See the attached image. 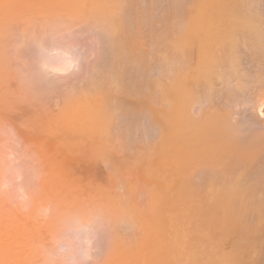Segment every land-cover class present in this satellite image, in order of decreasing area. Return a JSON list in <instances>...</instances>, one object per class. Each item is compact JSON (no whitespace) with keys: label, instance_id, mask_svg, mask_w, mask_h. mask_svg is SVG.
Here are the masks:
<instances>
[{"label":"bare ground","instance_id":"obj_1","mask_svg":"<svg viewBox=\"0 0 264 264\" xmlns=\"http://www.w3.org/2000/svg\"><path fill=\"white\" fill-rule=\"evenodd\" d=\"M46 1V0H45ZM54 1V0H53ZM63 1V0H62ZM68 1H70V0H68ZM89 1H91V0H89ZM123 1H126V0H123ZM128 1V0H127ZM132 1V0H131ZM248 0H189V3H187L186 2V0L184 1L185 3H187V5L186 4H184V6L186 5V7H182L183 9V11L182 10H180V11H182V12H180L179 14H180V16H176L178 19H179V27L177 28V29H174L175 31L172 33L173 35H172V37H174V39H172V40H170V41H172V42H168L169 41V38H168V40L167 39H165V40H167V42H168V44H167V42L165 41V40H163V41H165V43H166V46H164V47H166V49H167V46H169V48L171 47V49H169L170 51L168 52V50L166 51L165 49H164V47H163V50H165L166 52H164V53H162L161 55H158V57L159 58H161V62L163 61V62H165L164 64H166V61H168L169 62V60L171 59V61L173 60L174 61V68L172 67V69H170V71H171V75H169V74H166V68L167 67H169L168 65L167 66H165L164 68H162V69H164L163 71H159V72H161L160 74L161 75H163V73L162 72H165V74L166 75H169L170 76V79L168 78L167 79V77H166V75H163V76H165L166 77V79L165 80H167L168 81V83L167 82H164L163 83V81H161V80H163V76H161V80H152V81H150V82H147L148 83V86L150 87V89H152V90H154L155 91V93L154 94H151L150 96H152V95H154V96H152L151 97V99H146V98H142V96L141 95H143V94H141L139 97V99H141V101H139V103L136 105V107L139 109V111L137 110V112H140V110H143V112H144V114H145V112L148 114L149 112L147 111V110H150V115L148 114V116H150V117H148L151 121H152V124H154L156 127H158V129H159V132H158V134H159V136H158V139H157V137H156V141L155 140H153L152 142L153 143H150V145L148 146V147H150V148H152L153 150V152H154V150L156 151H158L159 149H161L160 151H159V155H156V154H158V153H156V154H149L150 153V150H149V153L148 154H146V155H148V157H147V159L145 160V163L143 164V161H142V164H140V165H143V166H145L146 168H145V171H150L149 169H151V171H155V172H157V177L155 178V179H151L150 177L148 178V176L149 175H146L147 173H149L150 174V172H146V174H145V172L143 173L145 176H144V182L146 181V183H144V185H145V189L147 190V189H149V191L147 190V192L144 190V192H146L147 193V195H148V204H149V207H148V209L149 210H146L145 212H144V210H145V208H144V210L142 211V213H137V212H135V211H137V209H135V208H133L135 211H133V209H132V207H131V205H130V202H129V206L127 205V204H125L124 202L126 201V200H124L123 198H124V196H126V195H123V198H122V195H121V197H119L118 198V200L120 199V198H122L121 199V202H120V200H119V202L117 201V202H115V203H111V205H110V209H109V211L107 210V207H106V210L107 211H105L104 209H103V211H105V213H102L103 211L100 209L99 211L101 212H99L98 211V209H96L97 211H98V213H97V215L95 214L94 216H93V220H99V223H98V221H95L96 222V224L98 223V224H100L101 222H103L102 224H100V225H102V228H103V230H105L106 228H105V226L106 225H104V223H106V222H108V224L110 225L109 226V231H110V233L112 234V236L109 238L108 236V234H106V233H104V234H106L107 235V239H109V240H106V245H108V247H106L105 245V247H106V252H107V256L104 258L105 260H104V262L103 263H107V264H109V261H111V259L112 258H114L115 256V254L117 253V252H119L120 253V251L123 249L124 251H129L128 252V254H136V253H140L141 251H144V252H142V253H140V254H142L141 256H140V258L142 259L143 257V259L145 260V263L147 264L148 262H146V258H147V252H149L150 253V259H148V260H151L152 259V257L153 258H156V255H158L159 257H160V260L162 259V261H165V263L167 262V264H169L168 262H172V264H176L177 262H178V264H179V261H180V264H186V258L188 259V260H191V262H192V264H245V257H246V259H247V252L249 251L248 249V247L253 243L252 242V236L254 235L255 236V234H252L250 231H251V229L250 228H246V229H243L242 228V225H243V221H244V219H246L245 217H243L244 215V213L246 214V212L248 211V210H246V209H250L251 211L250 212H254V214H256V216L259 218V219H257V220H262V219H264V218H262V219H260V217L263 215V217H264V200L263 201H258L257 200V198H256V192L258 191L259 192V189L260 190H264V171H262V170H264V169H260V167L258 168V165H257V161H258V159L259 158H263L264 157V122H262L263 120H264V114L260 111L263 107H264V13H259V12H254L253 11V9L252 8H250V4H248V2H247ZM263 1V0H262ZM67 2V1H66ZM78 2V1H77ZM87 3H88V1H86ZM121 2H122V0H93V1H91V4L89 5V7H85L86 9H84L83 10V7L82 6H80L79 7V5H76L75 3H74V1H70V5L68 4V2L66 3L67 5H69V6H67V5H65L66 7H69V9H71V10H69L68 8H66L65 6L62 8V10H64L65 8V12L64 11H62L63 13H65V14H60L61 12V10L59 11L60 13H57V14H59V16H60V19H62V18H64L65 20H66V18L67 17H70L69 18V20H67L66 21V24L67 25H72V24H74V23H71L72 21L73 22H78L79 20H82V19H84L85 20V23H87L86 21H90L91 22V24L92 25H94L95 26V28L93 27V29H99V30H96V32L97 31H99V33L97 32V34H102V36H100L101 37V39H102V41L104 40V41H106L105 43H106V45L108 44L109 46H106L105 44H104V41H103V45H105V47H110V49L108 50V51H116L117 53H116V55L117 54H119V56H121V58L120 59H123V57H124V59H125V62L124 61H122L123 63H128V64H132V63H134L135 61H137L138 63H144V61H145V57H143L144 55L146 56L147 54L149 55V51L148 50H146V49H144V52L143 53H145L143 56H141L140 54H141V51H139L140 52V54L138 55V56H136V51H137V49H138V47H139V45L141 46V43L140 42H136V40L137 39H135L136 38V35L134 34V33H132L129 29L130 28H127V23H128V19L126 20L124 17H122L124 14H126V12L123 14V15H120L121 14V12H123V11H121V12H119L120 10H121ZM133 2V1H132ZM57 3H58V1H57ZM72 3H73V5H75V6H72V7H74V8H72L71 7V5H72ZM79 3H84L83 1L82 2H80V0H79ZM78 3V4H79ZM86 3V4H87ZM90 3V2H89ZM124 3V2H123ZM127 3V2H126ZM183 3V2H182ZM181 3V4H182ZM59 4V3H58ZM60 4H63V2L62 3H60ZM127 4H129V3H127ZM131 4V3H130ZM134 4V3H133ZM181 4H177L178 5V7H179V9L181 8ZM22 5H24V4H22ZM21 5V6H22ZM25 5H26V3H25ZM24 5V7H27V5L25 6ZM41 5H43V4H41ZM125 5V4H124ZM123 5V6H124ZM136 5V4H135ZM249 5V6H248ZM28 6H30L29 4H28ZM52 6V5H51ZM53 6L55 7V4H53ZM51 7L50 9L51 10H53L52 8H54V7ZM58 6V5H57ZM79 7V9H76V8H78ZM86 6V5H85ZM127 6V5H126ZM126 6L123 8L122 7V10L123 9H125L126 8ZM130 6V5H129ZM133 6V5H132ZM131 6V8L133 9V7ZM23 7V6H22ZM38 7H39V9L41 8V6L40 5H38ZM61 7V6H60ZM71 7V8H70ZM135 7V6H134ZM16 8V7H15ZM14 8V9H15ZM36 8H37V6H36ZM48 8V10H50L49 9V6L47 7ZM175 9L177 8L176 7V5H175V7H174ZM3 9V8H2ZM2 9H0V11H3ZM14 9H11V10H13L14 11ZM27 9H29V12L31 11L32 12V9H33V7L30 9V7L29 8H27ZM34 9H35V7H34ZM33 9V10H34ZM38 9V8H37ZM42 9V8H41ZM45 9V8H44ZM55 9H56V7H55ZM73 9H75V11L73 10ZM82 9V10H81ZM136 8H134V10H135ZM11 10H9V11H11ZM17 10H18V8H17ZM36 10V9H35ZM48 10H47V12H48ZM57 10H59L58 9V7H57ZM68 10V11H67ZM80 10V11H79ZM131 10V9H130ZM137 10H139V9H137ZM137 10H135V11H137ZM177 10V9H176ZM6 11V10H5ZM7 11H8V9H7ZM8 11V12H9ZM19 11H22V9H20V10H18V11H14V13L15 14H13V12L11 13V15H9L10 13H8V12H4L5 14H8V15H6V16H14V15H16L15 16V18H13L12 17V20H14V19H17L18 17V15L20 14L21 15V13H24V12H28V11H23V12H21V13H18V15H17V13L16 12H19ZM40 11V10H39ZM45 11H46V9H45ZM125 11H126V9H125ZM132 11V10H131ZM140 11V10H139ZM41 12V11H40ZM42 12H44V11H42ZM41 12V13H42ZM47 12L45 13L46 14V16H48L49 14H47ZM53 12V11H52ZM51 12V13H52ZM57 12V11H56ZM67 12L69 13V15L70 16H67ZM134 12V11H133ZM142 12V11H141ZM178 12V11H177ZM264 12V11H263ZM33 13V12H32ZM35 13V12H34ZM50 13V12H49ZM50 13V14H51ZM120 13V14H119ZM131 12L129 11V13L127 12V14L126 15H128V14H130ZM140 12H138V14H139ZM171 13V12H170ZM13 14V15H12ZM28 13H26V15H27ZM37 14H39L38 12H37ZM44 14V13H43ZM53 15H54V12L52 13ZM134 16H133V18H131V17H129V19L131 18V20L132 19H134V17L136 16L135 15V12L134 13H132ZM145 14V13H144ZM19 15V16H20ZM41 15V14H40ZM52 15V16H53ZM61 15H65V16H61ZM120 17H119V16ZM126 15H124V16H126ZM146 15V14H145ZM5 16V15H4ZM5 16V17H6ZM23 16V15H22ZM29 16V15H28ZM27 16V17H28ZM32 16H33V14H32ZM31 16V17H32ZM38 16V15H37ZM57 16V15H56ZM56 16H53L54 18H56ZM141 16V15H140ZM143 16V15H142ZM147 16V15H146ZM2 17V16H1ZM26 16H24V18H25ZM41 17H43L42 18V20H44L43 22L44 23H47V22H45L46 21V19L44 18V16H42L41 15ZM41 17L39 18V20L41 19ZM49 17H50V15H49ZM128 17V16H127ZM137 17H139V15H137L136 17H135V19L137 18ZM144 17V16H143ZM24 18H23V20H24ZM35 18H36V16H35ZM51 19H48L47 21H49V23H52L53 24V22H52V19L54 20V18H52V17H50ZM59 18V17H58ZM140 18V17H139ZM145 19H146V17H144ZM147 18H149V17H147ZM10 19V18H9ZM19 19V18H18ZM27 19H29L26 23H28L31 19L28 17ZM77 19H79V20H77ZM22 20V19H21ZM21 20H19V21H21ZM35 20V19H34ZM33 20V21H34ZM41 20V21H42ZM84 20H82V21H84ZM130 20V25H129V27H131V28H133V25H134V28L135 27H137L136 26V22L138 23V24H140L139 23V21H136V20H134V21H131ZM144 20V19H143ZM158 20V19H157ZM159 20H161V18H159ZM7 21V20H6ZM5 21V22H6ZM11 21V20H10ZM9 21V22H10ZM24 21H26V18H25V20ZM24 21H22L23 22V24H25L26 25V23H24ZM36 21H37V19L35 20V24H34V22H32V24H33V26L32 27H30V28H34V25H36ZM56 21V20H55ZM127 21V22H126ZM141 22H142V20H140ZM147 21H148V19H147ZM178 21V20H177ZM2 22V21H1ZM5 22H3L4 24H5ZM13 22V21H12ZM59 22V23H58ZM61 22L62 21H57L56 22V24H57V27H56V31L57 32H60L61 30V28L62 29H64L62 26L65 24H62L61 25ZM144 22V21H143ZM7 23H8V21H7ZM49 23H47L48 25H49ZM55 23V22H54ZM71 23V24H70ZM79 23V22H78ZM81 23V22H80ZM80 23H79V25H80ZM1 24V23H0ZM3 24V25H4ZM9 24V23H8ZM5 25V27L7 26H16L17 25V23L16 24H14V25H10V24H12V23H10L9 25ZM19 24H20V26H19ZM31 23H30V25H32ZM60 24V25H59ZM124 24L126 25V26H124ZM159 24V23H158ZM165 24V23H164ZM163 24V25H164ZM167 24V23H166ZM2 25V24H1ZM22 24L21 23H18V27L20 28V30H22L23 31V28H25L26 26L24 25V27H22L21 26ZM29 25V26H30ZM47 25V26H48ZM78 24H77V26H76V24L74 25V27L76 26V27H80ZM82 25H83V22H82ZM37 26V25H36ZM51 26V25H50ZM54 26H55V24H54ZM61 26V28L59 29L58 27H60ZM66 26V25H65ZM87 26V25H86ZM91 25H89V27H90ZM138 26H140V25H138ZM169 26V25H168ZM172 26V25H171ZM174 26V25H173ZM6 27V29L5 28H3V27H0L1 29V31H0V33L2 32L3 33V31H5V30H7V32H10L9 30V28H7ZM67 27V26H66ZM66 27H65V29H66ZM85 27V26H84ZM165 27V26H164ZM163 27V28H164ZM166 27H167V25H166ZM11 28V27H10ZM51 29H53L52 27H50ZM57 28H58V30H60V31H58L57 30ZM68 28V27H67ZM83 28V26H81V29ZM138 28V29H137ZM136 29L137 30H134V31H138V30H140L139 29V27H137ZM162 27L160 26V29H161ZM172 28H175V26L174 27H172ZM50 29V33L51 32H53L52 30ZM70 28H68V30H69ZM168 29H171V28H168ZM13 30V29H12ZM11 30V31H12ZM35 30V29H34ZM40 30V29H39ZM67 29L65 30V31H68ZM83 30V29H82ZM144 30V32L147 30H145V29H143ZM150 30H152V32L153 31H155V30H153V28L152 29H150ZM162 30V29H161ZM21 31V32H22ZM26 31H29L28 32V34H32V35H34V32L31 30V29H29V30H27L26 29ZM31 31V32H30ZM41 31V30H40ZM39 31V32H40ZM84 31V30H83ZM87 31L88 32H90L91 31V29H90V31L88 30V28H87ZM166 31H168V30H166ZM173 30H171V32H172ZM81 32V31H80ZM86 32V31H85ZM87 32V33H88ZM142 33V34H144V35H146L145 33ZM147 32H149V31H147ZM151 32V31H150ZM164 32H165V29H164ZM2 33L0 34V36H2ZM5 33V32H4ZM3 33V34H4ZM23 33H26V32H23ZM41 33H43L42 31H41ZM40 33V34H41ZM95 33V32H94ZM137 33H139V31L137 32ZM163 33V32H162ZM161 33V31H160V34H162ZM168 32H166V34L164 35V36H166V37H168V34H167ZM6 34V33H5ZM11 34V33H10ZM18 34V33H17ZM37 34V33H36ZM92 34H93V31H92ZM153 34H154V32H153ZM155 34H156V32H155ZM157 34H158V31H157ZM7 35V36H6ZM6 35H4L5 37H8L9 36V33H7ZM12 35V34H11ZM15 36H16V31H15V34H14ZM19 35V34H18ZM17 35V36H18ZM42 36H44L43 34H41ZM49 35H52V33L51 34H49ZM143 35V37H145ZM159 35V34H158ZM163 35V34H162ZM15 36L13 37V38H15ZM16 36V38H20V36H22V35H19V37H17ZM27 37H29L28 35H26ZM41 36V37H42ZM48 36V35H47ZM141 36V35H140ZM147 36H148V34H147ZM153 36H155V35H153ZM157 36V35H156ZM161 36V35H160ZM3 37V36H2ZM2 37H0V38H2ZM26 37V38H27ZM34 37V36H33ZM38 37V35L36 36V38ZM96 37V36H95ZM98 37H99V35H98ZM99 37V38H100ZM9 38H12V37H9ZM15 38V39H16ZM22 38L23 39H25L23 36H22ZM22 38L21 39H19V40H16L15 42V44L14 45H16L17 44V41H20V40H22ZM31 38V37H30ZM35 38V39H36ZM43 38V37H42ZM140 38V37H139ZM151 38V37H150ZM150 38H147V39H150ZM157 38H159V37H157ZM160 38H162V37H160ZM6 39V38H5ZM5 39L3 38V40H4V42H6V43H8L9 41H5ZM14 39V40H15ZM28 39V38H27ZM38 40H40L41 38L39 37V38H37ZM35 40V41H38V40ZM101 39H99V40H101ZM141 39V38H140ZM143 40H146V37L145 38H142ZM8 40V39H7ZM34 40V39H33ZM143 40H141V41H143ZM2 41V40H1ZM0 41V42H1ZM11 41V40H10ZM23 41V40H22ZM29 41V40H28ZM101 41V42H102ZM151 41V40H150ZM149 41V42H150ZM152 41H155V40H152ZM158 41H159V39H158ZM25 42V41H24ZM148 42V41H147ZM2 43V42H1ZM11 42H9V44H10ZM12 43H14V42H12ZM11 43V44H12ZM28 43V42H27ZM137 43H140L138 46H137ZM143 43L145 44L146 42H144L143 41ZM160 43H161V41H160ZM165 43H163L162 42V44L164 45ZM8 44V45H9ZM10 44V45H11ZM28 44H30V43H28ZM155 44V43H154ZM169 44H171V45H169ZM7 45V44H6ZM7 45V46H8ZM14 45H12V48H13V46ZM143 45V44H142ZM2 46H3V44H2ZM5 46V45H4ZM17 46V45H16ZM145 46V45H144ZM161 46V45H160ZM18 47V46H17ZM17 47H15L14 46V53H13V50L11 49V46H9L8 48H10L11 50H9V51H12V53H10L11 55L12 54H14V55H12V57H14L15 55H16V57H17V59H19V62H15V63H18V64H21L20 62H21V60H20V58H18V56L19 55H17V53H15L16 52V50H19V49H17ZM141 47H143V46H141ZM140 47V48H141ZM4 48H6V47H4ZM162 48V47H161ZM0 50H3V49H0ZM8 50V49H7ZM6 50V51H7ZM140 50V49H139ZM148 51V53L146 52V51ZM157 50H159L158 48H157ZM161 50V49H160ZM2 52H3V54H2ZM1 52V54H0V63L1 64H5V61L7 60V61H12V60H9L8 59V57H9V55H5L6 57H7V59H6V57L5 56H3L4 55V53H6V52H4V51H2ZM158 52V51H157ZM20 53H22V52H20ZM112 53V52H111ZM110 53V54H111ZM160 53V52H159ZM19 54V53H18ZM113 55L115 54V53H112ZM154 54V53H153ZM155 54L157 55V53L155 52ZM11 55H10V58H12L11 57ZM123 55V56H122ZM115 56V55H114ZM116 58H118V55L117 56H115ZM148 57V56H147ZM147 57H146V60H148L147 59ZM157 57V56H156ZM116 58H115V60H116ZM16 60V59H15ZM108 61H109V59H107ZM106 60V61H107ZM151 60V59H150ZM154 60H155V58H154ZM14 61V60H13ZM12 61V62H13ZM23 61V60H22ZM119 61V60H118ZM157 61V60H156ZM28 62V61H27ZM115 62V61H114ZM120 62H121V60H120ZM122 62H121V64H122ZM136 62V63H137ZM158 62V61H157ZM156 62V63H157ZM24 63V61L22 62V64ZM13 64H14V62H13ZM13 64H12V66H13ZM25 64H26V62H25ZM109 64V63H108ZM108 64H105V65H108ZM117 64V63H116ZM146 64V63H145ZM150 63H148L147 62V66L149 65ZM155 64V63H154ZM162 64V63H161ZM168 64V63H167ZM16 65V64H15ZM112 65V64H111ZM132 65H134V64H132ZM132 65H130V67L132 66ZM143 65V64H142ZM2 66H4V65H2ZM5 66H6V64H5ZM23 66V65H22ZM109 66V65H108ZM118 66V65H117ZM127 65L125 64V67H126ZM139 66V65H138ZM151 66H152V64H151ZM150 66V67H151ZM154 66V65H153ZM159 66V69L162 67V65H158ZM161 66V67H160ZM164 66V65H163ZM7 67H8V65H7ZM19 68H20V66H18ZM110 67V66H109ZM108 67V68H109ZM112 67H114L115 68V65H112ZM119 67V66H118ZM128 68H129V65L127 66ZM126 67V68H127ZM143 67H144V65H143ZM145 67H146V65H145ZM171 67H169V68H171ZM11 68V67H10ZM10 68H7V71H8V69H10ZM18 68V69H19ZM24 68V67H23ZM26 68H27V66H25V73H27L26 72ZM106 68H107V66H106ZM111 68V67H110ZM157 68V67H156ZM4 69V68H3ZM12 69H14L13 71L15 72V70H16V73H18V74H21V76H23V74L24 73H22L20 70H21V68H20V70L19 71H17L18 69H17V67L16 68H13L12 67ZM124 69V68H123ZM141 69H142V66H141ZM148 69V68H147ZM161 69V70H162ZM1 70V69H0ZM5 70L6 69H4V73L5 74H3V72H2V74L0 73V75L3 77V79L1 78V76H0V78L2 79V81H0V83H2L1 85H3V84H5L6 85V83L8 82V84H9V82H11V80H12V75H9V76H7L6 78L7 79H5L4 78V76H6V73H7V71L5 72ZM128 70V69H127ZM127 70H125V71H127ZM12 71V70H11ZM119 72H121V71H119ZM142 72V71H141ZM168 72V71H167ZM8 73H12V72H10V71H8ZM7 73V74H8ZM30 73V72H29ZM31 73H33V72H31ZM122 74H123V72H121ZM124 73H127V72H124ZM147 73V72H146ZM169 73V72H168ZM15 74V73H14ZM112 74V73H111ZM33 77H35L36 75H34V73L33 74H31ZM97 75V74H96ZM112 75H115V74H112ZM144 75V74H143ZM14 76H16V75H14ZM19 76L20 75H18V76H16V77H18L19 78ZM20 76V78L19 79H21V81H22V77ZM25 76V75H24ZM23 76V77H24ZM28 76H30V75H28ZM37 76H39V75H37ZM100 76V78H102L101 76L102 75H99ZM108 76V75H107ZM110 76V75H109ZM16 77H14L15 79H16ZM25 77H27V76H25ZM24 77V78H25ZM40 78H41V76H39ZM111 77V76H110ZM127 77H129V75L127 76ZM130 77H131V75H130ZM8 78H10V79H8ZM13 78V79H14ZM30 78H31V76H30ZM97 79V76H96V78L93 76L92 77V79ZM105 78H107L106 76H105ZM134 78V77H133ZM158 78V77H157ZM19 79H17V80H19ZM26 79H28V78H26ZM33 79H35V81L33 80ZM32 80L30 79V81L28 80L27 81V83L24 85V87L27 89V90H31L32 91V94H34V93H37V91L39 92L40 90H39V88H41V86L39 87V86H37L38 84L40 85V84H42V78L39 80V78L38 79H36V77L35 78H33ZM110 79V78H109ZM131 79V78H130ZM149 79V78H148ZM155 79V78H154ZM159 79V78H158ZM4 80V81H3ZM39 80V81H38ZM100 80V81H99ZM99 80H92V81H90V83H92L91 85H90V87L88 86V88H89V90H90V92H92V93H90V94H92V96H90V94H88L90 97H88V95H83V93H81V92H78V93H76L77 94V96H75V97H72L70 100H67L68 98H69V95H65L64 94V97H63V93L61 94V95H59L60 97L62 96V100L63 101H66L67 100V102H63V105H64V108L66 109V107H67V105H69L70 104V107H72V108H70V112H71V110H72V112L73 111H75L74 113H77L78 114V116L79 117H81L80 116V112H85L84 114H85V116H86V111H90L93 107H94V109H95V111L92 113V115H90V116H92L87 122H86V120H85V117L84 118H81V119H84L85 121H84V123H87V125H90V129L91 130H97L96 132H97V134L95 135L96 137L98 136V134L100 133V135H101V137L102 138H105V137H107L106 136V134H105V132L107 133V131H104L103 129H105L107 126L108 127H110L111 125H112V123L110 122L111 121V115H112V117H114V114L113 113H111V115H110V113H109V104H108V100L110 99V95L112 94V92L114 91H112L110 94H109V92H108V88L110 87H107V85H114V82H111V80L110 81H108V80H106L107 82H109V84L108 83H105V82H102V80L101 79H99ZM124 80V76H115V77H113V79H112V81H115V82H118V83H120V82H122ZM150 80V79H149ZM13 81V80H12ZM15 81V80H14ZM21 81H19V82H21ZM18 82V81H17ZM132 83H133V81H131ZM130 82V83H131ZM111 83H113V84H111ZM23 84V83H22ZM35 84H36V87L37 88H34L35 87ZM44 84V83H43ZM136 84V83H135ZM232 84V88H230V85ZM21 85V84H20ZM89 85V84H88ZM119 85V84H118ZM131 85V84H130ZM139 85V84H138ZM8 86V85H7ZM18 86V85H17ZM22 86V85H21ZM20 86V89L21 88H24V87H21ZM34 86V87H33ZM48 86V85H47ZM84 86V85H83ZM82 86V87H83ZM115 86H117V83H115ZM146 86V85H145ZM1 87V86H0ZM19 87V86H18ZM17 87V88H18ZM45 87H46V84H45ZM76 87V86H75ZM113 86H111V88H112ZM138 87H140V86H138ZM4 88H5V86H4ZM9 88V87H8ZM15 88H16V83H15V85H14V87H13V91L15 90ZM25 88H24V92L23 93H25V95H29L28 94V92H27V94H26V91H25ZM34 90H33V89ZM43 88V87H42ZM78 88V87H77ZM87 88V89H88ZM127 88V87H126ZM128 88H130V86L128 87ZM47 89H48V87H47ZM76 89V88H75ZM79 89H81V91H84V90H87V89H85V86L83 87V88H80L79 87ZM134 89H136V86H135V88ZM7 90V89H6ZM12 89H10L9 91H7V94H5V93H3V94H0V97L2 96V97H4V96H7L8 95V92H10ZM21 90V91H22ZM36 90V91H35ZM44 90H45V88H44ZM71 90V89H70ZM76 90H78V89H76ZM76 90H75V92H76ZM112 90V89H111ZM131 90H133V88L131 89ZM18 91V90H17ZM35 91V92H34ZM88 91V90H87ZM110 91V90H109ZM134 91V90H133ZM136 92V91H135ZM11 93V92H10ZM15 93V92H14ZM18 93H20V92H18ZM45 93V92H44ZM86 93V92H85ZM145 93V92H144ZM15 94H17V93H15ZM39 94H40V92H39ZM46 94V93H45ZM70 94H72L71 92H70ZM140 94V93H139ZM37 95L38 94H35L34 96L32 95H29L28 96V98L30 97L31 99H33V97H35L32 101H36L37 100V102L38 103H35L36 105L38 104V105H40L39 103L41 102V101H44L46 98H45V96L43 95V93H42V95L44 96V98L45 99H43V98H41V101L40 100H38V97H37ZM47 95V94H46ZM13 97H15L14 95H12ZM26 96V97H27ZM65 96H66V98L67 99H65ZM72 96H73V94H72ZM111 96H113L114 97V94H112ZM148 96V95H147ZM146 96V97H147ZM2 97L0 98V100L2 101ZM7 97H9L10 99H8ZM6 98L9 100V102H11V95L9 96H7ZM25 97V99H27ZM36 97H37V99H36ZM40 97H42V96H40ZM118 97V96H117ZM126 97V96H125ZM149 97V96H148ZM19 98H20V96H19ZM19 98H16L15 97V99L17 100V99H19ZM112 98V97H111ZM115 99H110V101L111 102H113V103H116L117 101L119 102V100H117V98L116 97H114ZM124 98V97H123ZM122 98V101H124V99ZM150 98V97H149ZM152 98H153V100H156V102H158V101H165V100H168L169 101V103H170V106H168V107H163V103L162 102H159V103H162V106L161 105H159V106H161L160 108H159V106L158 107H156L155 108V106H153V105H155L156 103L154 102L153 104L151 103L152 101ZM14 99V100H15ZM22 99H23V95H22ZM30 99V100H31ZM43 99V100H42ZM48 99H50V98H47V100L46 101H48L49 102V100ZM3 100H4V103H1V105H0V107H2V104H3V106H4V104H5V97L3 98ZM8 100L6 101V102H8ZM14 100H13V98H12V102H14ZM20 100H21V98H20ZM116 100V101H115ZM40 101V102H39ZM70 101V102H69ZM201 102V101H204V102H206V107L205 108H203V110H202V108H201V112H200V114L196 117H194V116H192L190 113H191V111H190V108H194V105L193 104H197L198 102ZM69 102V103H68ZM130 102V101H129ZM252 103V107L256 110V109H259V111H258V114L259 115H261L260 117H261V119H259V118H257L258 117V115H257V117H256V114L254 115V114H251V113H249V114H251L250 116L249 115H247V116H249V117H246L247 119H243V120H246V121H244L245 122V124H242L241 125V123H244L243 122V120H242V122L240 123V125H238L237 123H236V120H235V117L234 116H238L237 114V112L236 111H234L233 109H236L235 107L236 106H240V103H242V104H244L245 105V103ZM21 102H19L18 103V105L20 104ZM65 103V104H64ZM67 103V104H66ZM113 103H110V105L111 106H113V105H117V104H113ZM120 103V102H119ZM8 104H10L11 105V107L13 106L12 105V103H8ZM15 105H17L16 103H14ZM24 104H26V102H24L23 103V105ZM34 104V105H35ZM43 104V103H42ZM121 104V103H120ZM126 104V103H125ZM152 104V105H151ZM203 104V103H202ZM6 105V104H5ZM17 105V106H18ZM20 105H22V104H20ZM20 105H19V107H20ZM27 105H28V103H27ZM29 105H33V104H29ZM44 105H45V103H44ZM65 105H66V107H65ZM124 105V104H123ZM123 105H122V107L121 106H119V108H121L122 110H123ZM156 105H158V103L156 104ZM198 105V104H197ZM26 106V105H25ZM42 106V105H41ZM118 106L116 107V108H118ZM126 106V105H125ZM128 106V105H127ZM191 106H193V107H191ZM11 107H10V109H11ZM15 107V106H14ZM14 107L12 108V110H15L14 109ZM18 107V108H19ZM24 107V106H23ZM44 107V106H43ZM130 107V106H129ZM128 107V108H129ZM135 107V106H134ZM135 107V108H136ZM243 107V106H242ZM5 108V106L4 107H2V108H0L1 110L0 111H2L3 109ZM6 108H7V106H6ZM4 109L3 111H4V113H6V114H8V116L7 117H11V115H9V113H7V112H9L10 111V109H9V105H8V109ZM45 108H47V107H44L43 108V111H44V109ZM68 109H69V107H67ZM118 108V109H119ZM128 108H126L125 107V109H128ZM136 108V109H137ZM24 109V108H23ZM112 109V108H111ZM124 109V110H125ZM136 109H134V110H136ZM145 109V110H144ZM147 109V110H146ZM239 109V108H238ZM253 109V110H254ZM5 110H8L7 112H5ZM42 110V109H41ZM64 110V109H63ZM62 110V111H63ZM113 110H116V109H112L111 110V112H115V114H117L116 113V111H113ZM192 110V109H191ZM237 110V109H236ZM254 110V111H255ZM30 111V110H29ZM47 111V110H46ZM46 111H44L45 113H46ZM67 111H69V110H67ZM128 111V110H127ZM11 112V111H10ZM59 112H61V111H59ZM79 112V113H78ZM117 112H118V110H117ZM124 112H126V111H124ZM123 112V113H124ZM136 112V111H135ZM3 113V112H2ZM44 113V114H45ZM64 113L66 114V111H64ZM73 113V115L74 116H72V117H75L76 115ZM90 113H91V111H90ZM120 113H121V110H120ZM122 113V114H123ZM128 113V112H127ZM127 113H125L126 114V116H131L132 115V113H131V111H130V113H131V115H128ZM60 114V113H59ZM62 114V113H61ZM68 114H70V115H72L71 113H68ZM143 114V115H144ZM193 114V113H192ZM18 115V114H17ZM63 115V114H62ZM67 115V114H66ZM69 115V116H70ZM81 115H82V113H81ZM119 115V114H118ZM134 115V114H133ZM139 115V113L137 114V116ZM142 115V116H143ZM196 115V114H195ZM252 115H254L253 117H251ZM44 116V115H43ZM42 116V117H43ZM57 116H58V114H57ZM60 117H62L61 115H59ZM64 116V115H63ZM68 115H67V117H69ZM117 116V115H116ZM122 116H124V115H122ZM135 116V115H134ZM134 116H133V118L132 119H134ZM6 117V116H5ZM64 117H66V116H64ZM71 117V118H72ZM77 118V120H79L80 118ZM87 117V116H86ZM22 118V117H21ZM38 117L36 116V119H34V120H38L37 119ZM45 118V121H44V119H43V122L45 123L46 122V118H49L48 116H46V117H44ZM56 118V117H55ZM88 118V117H87ZM93 118H97V120L95 119L94 121L92 120ZM120 118V117H119ZM122 118V117H121ZM128 118H130V117H127V119ZM244 118V117H243ZM3 119V118H2ZM42 119V118H41ZM40 119V120H41ZM58 119H61L63 122H65V119L64 118H58ZM58 119H57V121H58ZM69 119V118H68ZM68 119H66V120H68ZM115 119V118H114ZM122 119H124V118H122ZM148 119V120H149ZM13 120H15V117H14V119ZM17 120V119H16ZM53 120V119H52ZM55 120V119H54ZM53 120V121H54ZM61 120H60V122H61ZM70 120H73V119H70ZM70 120H69V122H70ZM76 120V119H75ZM75 120H73L74 122H76ZM125 120V119H124ZM124 120H122V122L124 123ZM131 120V119H130ZM149 120V121H150ZM259 120H261V121H259ZM3 122L5 121V120H2ZM17 121H19L20 122V120H17ZM48 121V120H47ZM49 121L50 122H52L51 121V118L49 119ZM82 121V120H81ZM80 120H79V122H81ZM120 121V120H119ZM128 121H129V119H128ZM150 121V122H151ZM16 122V121H15ZM19 122H16L17 123V126H20L19 125ZM30 122H32V120L30 121ZM41 122H42V120H41ZM112 122H113V120H112ZM118 122V121H117ZM130 122V121H129ZM0 123H1V120H0ZM10 123H11V126H13L12 125V122L10 121ZM48 122H46L45 123V125L47 124ZM53 123H56L57 124V122L56 121H54ZM83 123V124H84ZM115 123V122H114ZM3 124H5V123H3ZM22 125H23V121H22V123H21ZM49 124V123H48ZM56 124H55V126H56ZM75 125L77 124V123H74ZM109 124H111L110 126H109ZM119 124V123H118ZM1 125V124H0ZM7 125V124H6ZM10 125V124H9ZM61 125V124H60ZM69 125H71V124H69ZM80 125V124H79ZM87 125H85V126H87ZM120 125H122V126H124L122 123H120ZM37 126H38V124H37ZM54 126V125H53ZM64 126V125H63ZM62 125H61V127H63ZM66 126V125H65ZM81 126V125H80ZM121 126V127H122ZM127 126V125H126ZM152 127H153V125H151ZM39 127V126H38ZM37 127V128H38ZM51 127V125L47 128V130L48 129H51L50 128ZM56 127H59V125L58 126H56ZM55 127V128H56ZM70 127V126H69ZM89 127V126H88ZM105 127V128H104ZM111 127H114V126H111ZM120 127V126H119ZM18 128V127H17ZM54 128V127H53ZM54 128V129H55ZM74 128H76L78 131H81V130H79V128L78 127H74ZM73 128V126L71 127V129H74ZM82 128H84V126L82 127ZM81 128V129H82ZM101 128H103V129H101ZM116 128H117V126H116ZM22 129V128H21ZM23 129H24V127H23ZM23 129L22 130H20V132L19 133H16V134H19L20 136H21V131H23ZM25 129H27L26 127H25ZM29 129V128H28ZM41 129H43V128H41ZM46 129V128H45ZM59 129V128H58ZM58 129H56V130H58ZM62 129V128H61ZM88 129V128H87ZM90 129H88V130H90ZM100 129H101V131H102V133H104L105 134V137L103 136L104 134H102L101 133V131H100ZM107 129V128H106ZM30 130V129H29ZM52 130V129H51ZM65 130H67V127H66V129ZM70 130V129H69ZM84 129H82V132L84 133V131H83ZM98 130H99V133H98ZM108 130V129H107ZM110 131H111V133H112V137H113V129L111 130V129H109ZM12 131V130H11ZM26 131V130H25ZM38 130H36V132H37ZM55 131V130H54ZM60 130H58V132H59ZM75 131V130H74ZM87 131V130H86ZM93 131H92V133H93ZM94 131V132H95ZM115 131V130H114ZM15 132V131H14ZM24 132V131H23ZM28 132H30V131H28ZM43 132V131H42ZM49 132V131H48ZM66 132H68V131H66ZM73 132V131H72ZM81 132V133H82ZM87 132H89V131H87ZM109 132V131H108ZM11 133V132H10ZM9 133V134H10ZM53 133V132H52ZM76 133H77V131H76ZM79 133V132H78ZM82 133V134H83ZM15 134V133H14ZM28 134V133H27ZM31 134H33L32 132H31ZM38 134V133H37ZM41 134V132H39V135ZM50 134V133H49ZM55 134L57 135V131H55ZM60 134V133H59ZM70 134H72L71 136L73 137V133H70ZM86 135V139H87V133H85ZM89 134V133H88ZM108 134H110V132L109 133H107V135ZM5 135H7V133H5ZM26 135V134H25ZM34 135V134H33ZM65 135V134H64ZM69 135V134H68ZM77 135V134H76ZM84 135V134H83ZM93 135H94V133H93ZM92 135V136H93ZM115 135V137H117L116 135H117V133L116 134H114ZM24 136V135H23ZM23 136H21V137H23ZM30 136V134L27 136V137H25L26 138V140H28L29 138H31V137H29ZM43 136V135H42ZM51 136V135H50ZM85 136H84V138H85ZM119 136V135H118ZM20 137V138H21ZM29 137V138H28ZM41 137V136H40ZM57 137H58V135H57ZM79 136L77 135V138H78ZM80 137H82V136H80ZM96 137H94L93 139L95 140V141H97L96 140ZM101 137L99 136V138L101 139ZM114 137V138H115ZM24 138V137H23ZM33 138V137H32ZM32 138H31V140H32ZM37 138H38V136H37ZM77 138H75L76 140H77V142H78V139ZM92 138V137H91ZM98 138V140H100ZM22 139V138H21ZM38 139H40V138H38ZM53 139V138H52ZM60 139V138H59ZM70 139H71V137H70ZM74 139V138H73ZM83 139V138H82ZM106 139V138H105ZM105 139H101L100 141H97V142H94V144H97L96 146H98V144L100 143V142H102V140L104 141ZM110 139H112V138H110ZM30 140V139H29ZM61 140V139H60ZM63 140H64V138H63ZM72 140V139H71ZM70 140V141H71ZM76 140H73L74 142H76ZM88 140H90L89 138H88ZM109 140V139H108ZM112 140H114V139H112ZM117 140H120V139H117ZM24 142H25V140H23ZM44 142H45V140H43ZM42 141V139H41V142H39L40 144L41 143H43V146H48V144L47 145H44V144H46V143H44ZM59 141V140H58ZM72 141V143H74ZM79 141H81L80 139H79ZM33 142V141H32ZM48 142V141H47ZM55 143H57L56 141H54ZM76 142V143H77ZM88 142V141H87ZM93 142V141H92ZM91 142V143H92ZM99 142V143H98ZM115 142V141H114ZM117 142V141H116ZM21 142L19 141V144H20ZM23 143V142H22ZM21 143V144H22ZM38 143V142H37ZM36 142L35 143H33V144H36V149L38 148V149H40V148H43L41 145H40V147H38V144H37ZM60 143V142H59ZM79 143V142H78ZM83 143V142H82ZM90 143V144H91ZM106 143V142H105ZM108 143H110V142H108ZM125 143V142H124ZM130 143H132L131 141H130ZM148 143V142H147ZM146 143V144H147ZM15 144H18V143H16L15 142ZM29 144V143H28ZM31 144V143H30ZM52 144H54V143H52ZM61 144H63L62 143V141H61V143L60 144H58L57 143V145L58 146H60V147H63V146H65L66 144H64V145H61ZM75 144V143H74ZM74 144H72L73 146H74ZM88 144V147H90L91 148V151H93L92 150V148L93 147H91L90 146V144L89 143H87ZM94 144H92V145H94ZM112 144H114V143H112ZM123 143H121V141H120V145H122ZM135 144V143H134ZM32 145V144H31ZM51 145V144H50ZM56 145V144H55ZM79 145H80V143H79ZM83 145V144H82ZM85 145V144H84ZM125 145V144H124ZM15 146V145H14ZM24 146H26V145H24ZM100 146V145H99ZM130 146V145H129ZM143 146V145H142ZM144 146H145V144H144ZM2 147H5V146H2ZM19 147V146H18ZM34 146H31V147H29L30 149H32ZM34 147V148H35ZM75 147V146H74ZM80 147H81V145H80ZM82 147H84V146H82ZM94 147H95V145H94ZM101 147V146H100ZM103 147V146H102ZM107 146H104V149L106 148ZM111 147V146H110ZM116 147V146H115ZM133 147H135V146H133ZM139 147V146H138ZM15 148V147H14ZM17 148V147H16ZM20 148V147H19ZM34 148H33V151H34ZM47 148V147H46ZM48 148H49V146H48ZM58 149V147H55V153H54V155L56 154V156H58L59 157V155H57V153H56V150ZM63 148H67V146L66 147H63ZM73 148V147H72ZM107 148H109V147H107ZM106 148V149H107ZM124 148V147H123ZM141 148V147H140ZM166 150H165V149ZM3 149V148H2ZM1 149V150H2ZM12 149H13V147H12ZM18 149V148H17ZM37 149V150H38ZM61 149V148H60ZM60 149H59V153H60ZM103 149V150H104ZM119 149V148H118ZM128 149V148H127ZM167 151V152H169L170 151V149H172V150H174V151H172L171 150V152H175V154H172V153H170L171 155H174V156H171L169 153H168V156L169 157H172L171 158V162L173 163V171L170 169V167L168 168V166H170V165H168V163H166L167 161H166V158H165V156L167 155V153H166V155L164 156V155H162L163 154V152L162 151ZM169 149V150H168ZM6 150V149H5ZM21 150V149H20ZM25 150V148L23 149V151ZM44 150V148L42 149V151ZM49 150V149H48ZM70 150V149H69ZM73 150V149H72ZM81 150H82V148H81ZM102 150V149H101ZM112 150H116V149H112ZM112 150L110 149V151L112 152ZM125 150V149H124ZM133 153H135L136 154V152H137V150H139V149H135V148H133ZM146 150H147V147H146ZM26 151V150H25ZM28 151V150H27ZM31 151V150H30ZM41 151V150H40ZM41 151V152H42ZM47 150H45V152H46ZM63 151H65L64 149H63ZM75 152H76V150H74ZM77 151H80V148L77 150ZM98 152H99V154H100V156H101V153H100V150H97ZM96 151V152H97ZM123 151V150H122ZM164 151V152H165ZM3 152L4 151H2V152H0L1 154H3ZM19 152H21V151H19ZM32 152V151H31ZM31 152H28L27 154H31ZM39 152V151H38ZM41 152H39V154L38 153H36L37 155H40V153ZM44 152V151H43ZM42 152V153H43ZM69 153L71 152V151H68ZM96 152H91V153H96ZM117 152V151H116ZM125 152V151H124ZM128 152V151H127ZM143 152V151H142ZM145 152V151H144ZM35 153V152H34ZM47 153V152H46ZM45 153V154H46ZM72 153V152H71ZM104 153H105V151H104ZM107 153V152H106ZM126 153V152H125ZM131 155H134L133 153H132V151H130L129 152ZM128 153V154H129ZM63 154V153H62ZM74 154V156L76 157V154H77V152L76 153H73ZM72 154V155H73ZM87 154H88V152H87ZM86 154V155H87ZM110 154V153H109ZM112 154V153H111ZM116 154V153H115ZM119 154V153H118ZM130 154L128 155V156H130ZM140 154V153H139ZM139 154H138V156L136 155V157H138V158H140L139 157ZM24 155V154H23ZM22 154L20 155V156H23ZM32 155H34L33 153H32ZM41 155H43V154H41ZM48 155V153L46 154V155H43V156H47ZM53 155V156H54ZM60 155H61V153H60ZM89 155H90V151H89ZM107 155H108V153H107ZM120 155V154H119ZM263 155V156H262ZM1 156H3V155H1ZM4 156H5V154H4ZM30 156V155H29ZM35 156V155H34ZM34 156H32V157H34ZM42 156V157H43ZM49 157H50V155H48ZM54 157V160H56V158L57 157ZM79 156V155H78ZM95 156V155H94ZM97 156H98V154H97ZM97 156H95V157H97ZM102 156H103V154H102ZM122 156V155H121ZM140 156H141V154H140ZM143 156V155H142ZM168 156H166V157H168ZM261 156V157H260ZM25 157V156H24ZM89 158H90V156H88ZM103 157H105V156H103ZM134 157V156H133ZM1 158V157H0ZM4 158V157H3ZM26 158V157H25ZM31 157H28L27 156V159H30ZM36 158H37V156H36ZM41 158V157H40ZM47 158V157H46ZM46 158H43V159H45L44 161L46 162L47 160H46ZM93 158V157H92ZM106 158V157H105ZM117 158H119V157H117ZM116 158V159H117ZM124 158V157H123ZM135 158V157H134ZM134 158L132 159V161H134ZM142 158V157H141ZM22 160H23V158H21ZM35 159V158H34ZM33 159V160H34ZM53 162H54V160H53V158H50ZM59 159V158H58ZM96 159L97 158H95V161H96ZM100 159H102V158H100ZM104 159V158H103ZM102 159V160H103ZM122 159V158H121ZM126 159V158H125ZM137 159V158H136ZM143 159V158H142ZM4 160V159H3ZM2 160V158H1V161H3ZM7 160V158H5V160L4 161H6ZM25 160V163L27 162L26 161V159H24ZM37 160V159H36ZM98 160V159H97ZM139 160V159H138ZM138 160H136L137 162L136 163H138V162H140V160L138 161ZM8 161V160H7ZM32 161V160H31ZM91 161H94V160H91ZM118 161H121L122 162V160H118ZM37 162V161H36ZM43 162V161H42ZM112 162H115V161H113L112 160ZM117 162V161H116ZM116 162L114 163V164H116ZM169 162V161H168ZM0 163H2L0 166H3L2 168H0V171L2 172V169L4 170V167L6 168V167H10L9 166V164H7V166H6V163L7 162H4L5 164H3V162H0ZM21 163H24V162H22L21 161ZM34 163V162H33ZM50 163H52V162H50ZM61 163V162H60ZM124 163H126V162H124ZM128 163H130V162H128ZM49 164V161H47L46 162V165H48ZM53 164H55V162L53 163ZM110 164H111V161H110ZM113 164V163H112ZM134 164V168H136L137 169V167L136 166H138V165H135V163H133ZM132 164V165H133ZM169 164H170V162H169ZM23 166H24V168L25 169H27L26 171L27 172H31L32 170H31V168H26L25 167V164H22ZM27 165L29 166V164L27 163ZM35 165V164H34ZM40 165H41V163H40ZM45 165V166H46ZM49 165H52V164H49ZM117 165L118 164H116V165H114V166H116V168H118L117 167ZM128 165V169L130 168L129 167V164H127ZM126 165V166H127ZM140 165L138 166V167H140ZM168 165V166H167ZM37 167H38V169L40 168V170H41V168H45L44 166H39V163H38V165H36ZM110 166V165H109ZM112 166V165H111ZM131 166V165H130ZM142 166V167H143ZM172 166V165H171ZM260 166H262V165H260ZM13 167V166H12ZM30 167V166H29ZM113 167V166H112ZM124 167V166H123ZM22 168V167H21ZM131 168H132V166H131ZM134 168H133V170H134ZM141 168V167H140ZM140 168H138L139 170H140ZM144 168V167H143ZM264 168V167H263ZM8 169V168H7ZM12 169V168H11ZM54 169H56V168H54ZM112 170H113V168H111ZM8 170H10V169H8ZM21 170V169H20ZM39 170V171H40ZM49 170H52V169H49ZM48 170V171H49ZM116 170H118V169H114V172L116 171ZM122 170V169H121ZM137 170L138 171V173L140 172V171H142V170ZM170 170H171V172L173 173V177H174V181H173V183H171L170 181L171 180H169V179H167V177H166V175L168 174L169 175V173H170ZM4 171H7V170H4ZM3 171V172H4ZM42 171V170H41ZM47 171V170H46ZM54 171H57V170H54ZM128 171V170H127ZM132 171V170H131ZM8 173H9V171H7ZM33 172V171H32ZM31 172V173H32ZM50 172H52V171H50ZM112 173H113V171H111ZM118 171H116V173H117ZM143 172V171H142ZM11 173H13V172H11ZM22 173H24L23 171H22ZM34 173V172H33ZM49 173V172H48ZM56 173V172H55ZM60 172H58L57 174H59ZM154 173V172H153ZM4 174V173H3ZM7 174V173H6ZM25 174H27V173H25ZM57 174L55 175L56 177H57ZM62 174V173H61ZM114 174V173H113ZM112 174V175H113ZM117 174H119V172L117 173ZM121 174H122V171H121ZM135 174H136V172H135ZM152 174V173H151ZM0 175L2 176V174L0 173ZM14 175V174H13ZM13 175H11V177L13 176ZM28 176H30L29 174H27ZM38 175H40V174H38ZM51 175V173L48 175V176H50ZM54 175V174H53ZM52 175V176H53ZM63 175V174H62ZM120 175V174H119ZM118 175V176H119ZM140 175V174H139ZM153 175V174H152ZM152 175H150V176H152ZM5 176V175H4ZM3 176V177H4ZM9 176V175H8ZM25 176V175H24ZM32 176V175H31ZM34 176H36L35 174H34ZM41 176H44V173L43 174H41ZM45 176L46 177H44V178H42L41 177V179H43V180H46V179H48L47 177V175L45 174ZM51 176V178H52V182L54 181V179H53V177ZM141 176V175H140ZM154 176H155V174H154ZM2 177V178H3ZM56 177H54L55 179H57ZM59 177V176H58ZM119 177H121V176H119ZM115 178V176H114V178L116 179V180H118V179H120V178ZM138 177V179H139V176H136V177H134L133 179L135 180L136 178ZM169 177H171V175H169ZM1 177H0V179H2ZM6 178V177H5ZM9 178V177H8ZM26 178V177H25ZM28 178V177H27ZM26 178V179H27ZM35 178V177H34ZM36 178H38V177H36ZM40 178V177H39ZM38 178V179H39ZM46 178V179H45ZM122 178V177H121ZM140 178H142V177H140ZM154 178V177H153ZM28 179H30V178H28ZM28 179H27V182H28ZM62 179V178H61ZM63 179H65L64 177H63ZM62 179V180H63ZM115 179H112V180H115ZM123 179V178H122ZM138 179H137V181H138ZM165 179H167V180H169V182L170 183H168V181L166 182L165 181ZM172 179V178H171ZM3 180V179H2ZM5 180V179H4ZM3 180V181H4ZM9 180H11V179H9ZM24 181H23V183L22 184H25L24 182H25V179H23ZM36 180V179H35ZM50 180V179H49ZM62 180H60L59 179V181H61V182H64V181H62ZM142 180V179H141ZM50 181V182H51ZM120 181H121V179H120ZM124 180H122V182H123ZM131 181V180H130ZM130 181H128V180H126V181H124V183L126 182L127 184H128V182H130ZM136 181V182H137ZM1 182V181H0ZM12 182V181H11ZM36 182V181H35ZM46 182H48V181H46ZM67 181H65V183L64 184H62L61 186L62 187H64V185H65V187H69V186H67L66 184H69L70 182H68V183H66ZM140 182V181H139ZM4 183H5V181H4ZM9 183V182H8ZM29 183V182H28ZM33 183V182H32ZM44 183H45V181H44ZM57 183V182H56ZM60 183V182H59ZM73 183V182H72ZM138 183V182H137ZM143 183H142V181H141V184L143 185ZM30 184H31V182H30ZM29 184V185H30ZM38 184V183H37ZM46 184H49V183H46ZM58 184V183H57ZM75 184V183H74ZM111 184H113L112 182H111ZM115 184V183H114ZM126 184V185H127ZM132 183H130V185H131ZM139 184V183H138ZM138 184L136 185L137 186V188H138ZM140 184V185H141ZM148 184V185H147ZM1 185V184H0ZM10 185H11V183H10ZM32 185V184H31ZM30 185V186H31ZM40 183H39V187H38V189L40 188ZM50 185H53L54 186V183H50ZM49 185V186H50ZM59 185V184H58ZM58 185H56L55 184V188L57 189V186ZM71 185V184H70ZM122 185H123V183H122ZM133 185H134V182H133ZM150 185H151V189L149 188L150 187ZM33 186V185H32ZM34 186H36L35 185V183H34ZM33 186V189H37V188H35ZM45 187H46V185H44ZM52 186V187H53ZM74 186H76V185H74ZM73 186V187H74ZM78 186V185H77ZM124 186V185H123ZM148 186V187H147ZM11 186H9V188H10ZM25 187V186H24ZM27 187H29V186H27ZM37 187V186H36ZM43 189H44V187L43 186H41ZM61 187V188H62ZM140 187V186H139ZM147 187V188H146ZM172 187H178V188H180L181 189V191L179 190V192H176L177 194H172V195H175V196H173V197H168V193H171L170 191H172L171 190V188ZM1 188V187H0ZM48 188V187H47ZM71 188H72V185H71ZM90 189H91V187H89ZM106 187H104V188H102V190L103 189H105ZM109 188V187H108ZM108 188H106V190H108ZM130 188V190H128V185H127V193H129V191L131 192V190H133L132 188H135L134 189V191L133 192H136V187H135V185H134V187L132 186V188L131 187H129ZM2 189V188H1ZM24 189H26V191L28 192V191H30L32 188H24ZM41 189V188H40ZM88 189V188H87ZM86 189V190H87ZM100 189V188H99ZM98 189V192L100 191ZM125 189H126V187H125ZM124 189V187H123V190L126 192V190ZM10 190V189H9ZM8 190V191H9ZM12 190V189H11ZM50 190V189H49ZM66 190V189H65ZM71 190V189H70ZM73 190H75L76 191V187H74L73 188ZM89 190V189H88ZM1 191V190H0ZM3 191V190H2ZM4 191H6V189L4 190ZM8 191H6V192H8ZM36 191V190H35ZM35 191L33 190V192L35 193ZM42 191V190H41ZM56 191V190H55ZM59 191H63L64 192V189L62 188V190L59 188ZM67 192L69 191V190H66ZM65 191V193H67ZM72 191V190H71ZM78 191H79V189H78ZM91 191V190H90ZM5 192V193H6ZM36 192H38V191H36ZM49 192H51V191H49ZM56 192H58V191H56ZM63 192H62V194H63ZM86 192V191H85ZM92 192H94V190L92 189ZM101 192V191H100ZM99 192V193H100ZM124 192V193H125ZM143 192V191H142ZM142 192H140L138 195L139 196H141V194H142ZM261 192H263V191H261ZM29 193V192H28ZM32 193V192H31ZM33 193V196L36 198V195L37 194H34ZM38 193H40V191L38 192ZM54 193V191L51 193V194H53ZM75 193V192H74ZM78 193V192H77ZM95 193L96 192H94V193H92V194H94V196H96L95 195ZM99 193H98V196H99ZM104 193H106V192H104ZM104 193L102 192L101 194H103V198L104 199H100L101 200V202L99 203V200L97 201L98 202V204H101L102 205V203L105 201V203L107 202L106 201V198H105V196H104ZM108 193V192H107ZM112 193V192H111ZM114 193V192H113ZM264 193V192H263ZM58 194L60 195V192H58L57 193V196H58ZM70 194V195H69ZM80 194H81V191H80ZM84 194V193H83ZM83 194H82V196H83ZM101 194H100V196L99 197H101ZM116 194V193H115ZM134 194V193H133ZM133 194H130V196H131V198H132V195ZM136 194V193H135ZM144 194V193H143ZM260 194V193H259ZM0 195H1V193H0ZM4 195V194H3ZM8 195H9V193H8ZM44 195V194H43ZM55 195H56V193H55ZM54 195V196H55ZM64 195V194H63ZM67 195H69V196H71V195H76V194H71V193H68ZM79 195V193L76 195V196H78ZM86 195V194H85ZM129 195V194H128ZM147 195H145V197L147 196ZM39 196H40V194H39ZM41 196H42V194H41ZM44 196H50V193H45V195ZM43 196V197H44ZM68 196V197H69ZM88 196V195H87ZM90 196V195H89ZM116 196H119V194H117ZM143 196V195H142ZM3 197V196H2ZM46 197V198H47ZM59 197V196H58ZM64 197H66L65 195H64ZM68 197L66 198V200L64 201L62 198V200H60V202L61 201H63L64 203L68 200ZM134 197V196H133ZM189 197L191 198L192 197V199H197V200H194V201H196V202H194V203H190V202H193V200L192 201H190V199H189ZM209 198L210 199V201H208V200H206V198ZM3 198H6V197H3ZM8 198H9V196H8ZM38 198H40V197H38ZM42 198V197H41ZM81 199V195H80V197L78 196V199ZM85 198H86V196H85ZM95 198V197H94ZM113 198V197H112ZM114 198H115V200H116V197H115V195H114ZM126 198V197H125ZM127 200L129 201V197L127 196ZM144 198V197H143ZM143 198H141V199H143ZM187 198L189 199V201L187 200ZM32 199H33V197H32ZM75 199H76V197H75ZM74 199V201H77V200H75ZM84 199V198H83ZM99 199V198H98ZM133 199V198H132ZM140 199V198H139ZM138 199V200H139ZM263 199V198H262ZM8 200H10V198L9 199H7V202H8ZM40 200V199H39ZM42 200V199H41ZM48 201L49 199H45L44 198V200L43 201ZM50 200H51V198H50ZM90 200V199H89ZM92 200H93V198H92ZM92 200H90L89 202L91 203V204H95L96 206H97V202H96V200L94 199V201H92ZM107 200H108V205H109V201L111 200H109V196H108V198H107ZM134 200V199H133ZM133 200H131L130 199V201L132 202ZM136 200V199H135ZM138 200H136V202L138 201ZM143 200H145V198L143 199ZM142 200V201H143ZM146 200V201H147ZM206 200V201H205ZM238 200L241 202V203H239L238 204ZM32 201V200H31ZM34 201V200H33ZM53 200H51V201H49L50 203L52 202ZM113 201V200H112ZM139 201H141V200H139ZM144 202L143 201V203H147V202ZM0 202L1 203H3L4 202V199H3V201L2 200H0ZM78 202H80L79 200H78ZM82 202V201H81ZM93 202H95V203H93ZM134 203H135V201H133ZM5 203V202H4ZM3 203V204H4ZM50 203H49V205H50ZM56 204V206H57V204H58V206H59V204L60 203H58V202H55ZM62 203V202H61ZM85 203V202H84ZM89 203V204H90ZM104 203V204H105ZM127 203V202H126ZM140 203L141 202H139L138 204L136 203V205L135 204H133V203H131V204H133V205H135V207L138 205L139 206V208L141 207L142 208V206L143 207H145V205L144 204H141L140 205ZM9 204V203H8ZM54 204V203H53ZM52 204V206H54ZM74 204V208L76 207L75 206V203H73ZM87 204V203H86ZM85 204V205H86ZM70 205H71V201H70ZM69 205V209H71L70 206ZM78 205V204H77ZM82 204H80L79 205V208L81 209V206ZM95 205H94V208H95ZM105 205H107V203L105 204ZM167 205H170V208H168L167 210H169V213L168 214H166V215H168V216H166V217H168L166 220H164V222L162 223V222H158V221H162V220H158V219H161V216H163V213L161 212V209L163 208L164 209V207H167ZM92 206V205H91ZM100 206V205H99ZM138 206L136 207V208H138ZM67 206H66V203H65V208H66ZM78 207V206H77ZM76 207V208H77ZM84 207V206H83ZM86 207V206H85ZM85 207H84V209H85ZM52 208H55V207H52ZM56 208H58V207H56ZM55 208V209H56ZM60 208H62V206L60 207ZM59 208V212H60V210H61V212H63V209H60ZM73 208V209H74ZM93 208V207H92ZM99 208V207H98ZM100 208H102V206L100 207ZM104 208H105V206H104ZM138 208V209H139ZM246 208V209H245ZM55 209H54V211H55ZM67 209H68V207H67ZM78 209V208H77ZM77 209H74L76 212H77ZM88 209H90V208H88ZM153 211H152V210ZM182 209V210H181ZM58 210V209H57ZM56 210V211H57ZM140 210V209H139ZM151 210V211H150ZM166 210V211H167ZM91 211V210H90ZM96 211V212H97ZM170 211H171V215H170ZM52 212V211H51ZM68 212H70V210L68 211ZM72 212H74V211H72ZM76 212L74 213L76 216H79V212L76 214ZM84 212V211H83ZM52 213H54V212H52ZM58 213V212H57ZM63 213H66V211L65 212H63ZM90 213H92V212H90ZM162 214V215H161ZM169 215L171 216V218L169 217ZM54 215H51V220H52V217H53ZM60 216V215H59ZM71 216L73 217V214L71 215L70 214V217L68 216V219H67V221H69L70 220V218H71ZM89 216H91V215H89ZM254 216V215H253ZM65 217V216H64ZM121 217H125L124 219H126L127 220V222L131 225V229H133V227L135 228V229H133L134 231L136 230V231H138L139 232V235H140V230H142L143 231V229L145 230L144 232H146L145 233V237L144 236H142L141 235V237L140 238H138V239H136L135 237L138 235H136V233H138V232H132V233H130L129 234V232L128 231H131V229H130V227H129V229L127 228V227H125V229H128V233L127 232H125V233H127L128 234V236L127 237H130V238H128V239H125L126 237V235H124V234H121V236L122 235H124V237H121V236H119V233H117V230L120 228H116V226L115 225H117L116 224V222H117V220L120 218L121 220L120 221H123V219L121 218ZM63 218V217H62ZM76 218H79V217H76ZM95 218V219H94ZM97 218V219H96ZM192 218H197V220H195V219H192ZM53 219H55V218H53ZM72 220V223L71 222H67L66 221V225H67V223H68V225L66 226V227H64L63 226V229L65 230V228H69V229H71V227L74 225H77L78 224V227L80 226L81 227V225L82 224H84V222H82V224H81V222H79L80 220H78V219H76V220H78L77 221V224H75L74 222H76V220H75V217H73V218H71ZM163 219H165V217L163 218ZM171 219V220H170ZM189 219H192V221H194L195 223H193V225L191 226L190 224V226L191 227H189V225H187L188 227H185L186 225V221L187 220H189ZM51 220H49V221H51ZM56 220V219H55ZM155 220H158V221H155ZM167 220H168V222H170V223H168L167 222ZM248 220H249V218H248ZM256 220V219H255ZM256 220V221H257ZM119 221V220H118ZM153 221L154 222H158L157 224H155L156 226H152L153 224ZM263 221V220H262ZM52 222V221H51ZM59 222H60V220H59ZM79 222V223H78ZM95 222L93 221V223L95 224ZM126 222V226L128 225V223ZM167 222V223H166ZM186 222V223H185ZM191 222V221H190ZM190 222H188V223H190ZM258 222V221H257ZM256 222V223H257ZM261 222V221H260ZM151 223V224H150ZM192 223V222H191ZM259 223V222H258ZM52 224H53V222H52ZM59 224V223H58ZM63 224H64V222H63ZM87 224V223H86ZM95 224V225H96ZM150 224V225H149ZM54 225V224H53ZM60 226H62V224H59ZM58 225V226H59ZM70 225H71V227H70ZM104 225V226H103ZM119 225H121L120 223H119ZM256 225V224H255ZM255 225H253V226H255ZM49 226H50V224H49ZM52 226V225H51ZM59 226V227H60ZM74 226H73V228L72 229H74ZM84 226V225H83ZM82 226V227H83ZM90 226H92L91 224H90ZM122 226V225H121ZM123 226H125V225H123ZM150 226H152V227H150ZM244 226H247V224H245ZM250 225L248 224V227H249ZM80 227L78 228V230L80 229ZM98 226H96V228H97ZM101 227V226H100ZM250 227H252V226H250ZM52 228V227H51ZM75 228H76V226H75ZM88 228H89V226H88ZM258 228V227H257ZM53 229V228H52ZM57 229H59V228H57ZM60 229H61V227H60ZM68 229V230H69ZM71 229V231H73ZM120 229H122V228H120ZM137 229H139V230H137ZM167 229H169L168 231L170 232H168L167 231ZM215 229H219V230H221L220 231V233H222L223 235H225V236H227V237H237V240H235L234 242L235 243H233L232 245H233V247L231 248L232 250L230 251V252H223V251H221L220 250V248H219V243H221V241L220 240H222V238L220 239V240H218L219 239V237H218V233L216 234L217 235V237H218V239L216 238V237H214L213 235H211L212 233H215ZM53 230H55V229H53ZM64 230H59V231H64ZM67 230V232H69ZM76 230H77V228H76ZM81 230V229H80ZM123 230H124V228H123ZM167 231V233H168V235H167V233H166V236H169V234H170V238L168 237V240L165 238V237H163L164 236V231ZM256 230V229H255ZM258 230V229H257ZM120 231V230H119ZM118 231V232H119ZM165 231V232H166ZM172 231V232H171ZM214 231V232H213ZM217 231V230H216ZM29 232V231H28ZM31 232V231H30ZM56 232V231H55ZM57 232H58V230H57ZM76 232V231H75ZM123 232V233H124ZM212 232V233H211ZM218 232V231H217ZM32 233V232H31ZM35 233V232H34ZM37 233H39V232H37ZM52 233V232H51ZM64 233V232H63ZM135 235H134V234ZM253 233H256V232H253ZM23 234V233H22ZM26 234H28L27 233V231H26ZM36 234V233H35ZM56 234V233H55ZM141 234H143L144 235V233L143 232H141ZM252 234V235H251ZM11 235V234H10ZM15 235V234H14ZM24 236H25V233L23 234ZM29 235V234H28ZM31 235V234H30ZM36 235H38V234H36ZM57 235V234H56ZM61 235V234H60ZM103 235V234H102ZM130 235V236H129ZM250 235V237H249V239H247V236H249ZM24 236H22V237H24ZM32 236V235H31ZM40 236V235H39ZM105 236V235H104ZM221 236V235H220ZM14 237V236H13ZM19 237H20V235H19ZM18 236L16 237V235H15V238H19ZM27 236H25V238H26ZM103 237V236H102ZM106 237V236H105ZM119 237H121V238H119ZM0 238H1V236H0ZM14 238V239H15ZM28 238V237H27ZM33 238V237H32ZM31 238V239H32ZM36 238V237H35ZM104 238V237H103ZM134 238V239H133ZM29 239H30V237H29ZM30 239V240H31ZM124 239V240H123ZM136 239V240H135ZM224 239V238H223ZM248 241H247V240ZM2 240H3V238H2ZM1 239H0V241H2ZM5 240V239H4ZM7 240V239H6ZM17 240V239H16ZM16 240H15V242H16ZM21 240V239H20ZM22 240H24L23 238H22ZM33 240V239H32ZM167 240V241H166ZM255 240V239H254ZM13 241V240H12ZM67 241V240H66ZM220 241V242H219ZM244 241H246L245 243L247 244H249V246L247 247L246 245H245V243H244ZM249 241H251V242H249ZM10 242V241H9ZM22 242V241H21ZM107 242H108V244H107ZM128 242H130V244H129V246L127 245V243ZM145 242H147V243H149L148 245L150 246V245H154L155 246V244H157L156 246H157V249L159 250V251H157V249H153L154 247H151L152 248V250H151V248H150V250L151 251H155V253L156 254H154L153 252H151L148 248H147V250H149V251H147V252H145L146 250H142V249H145L144 248V246H145ZM165 242H167V244H168V247H166L167 246V244L165 243ZM170 242V243H169ZM1 243V242H0ZM5 245L7 244V243H5V241L3 242ZM17 243H18V240H17ZM20 243V242H19ZM23 243H24V241H23ZM27 243V242H26ZM126 243V244H125ZM142 243H143V246H142ZM150 243H152V244H150ZM166 244V246L165 245H163V244ZM251 243V244H250ZM4 244L2 245V246H4ZM134 245V247L136 246V249H138L139 247V249L138 250H136L133 246V248L135 249V251H136V253L134 252V249L133 248H131L130 247V245ZM158 244H159V246H158ZM161 244V245H160ZM247 244V245H248ZM254 244V243H253ZM10 245V244H9ZM12 245H14L13 243L11 244V246ZM54 245V244H53ZM124 245H127V247L128 248H130L129 250H128V248L125 246L124 248H123V246ZM1 246V247H2ZM17 246H19L18 244H17ZM41 246V247H40ZM38 248H42V245H40ZM44 246V245H43ZM46 246V245H45ZM103 246V247H104ZM148 246V247H149ZM161 246V247H160ZM221 246V245H220ZM0 247V248H1ZM7 247H8V245H7ZM7 247H6V249H7ZM10 247V246H9ZM23 247V246H22ZM28 247V246H27ZM30 247V246H29ZM47 247V246H46ZM50 247V246H49ZM53 247H55V246H53ZM143 247V248H142ZM146 247H147V245H146ZM161 248L162 250H160L159 248ZM163 247L165 248V250H163ZM251 247V246H250ZM11 248V247H10ZM36 248V247H35ZM34 248V249H35ZM37 248V249H38ZM44 248V247H43ZM156 248V247H155ZM253 248V247H252ZM251 248V249H252ZM5 249V248H4ZM4 249H2V250H4ZM13 249H14V247H13ZM19 249V248H18ZM17 249V250H18ZM21 249H23V248H21ZM25 249H27L26 247H25ZM36 249V250H37ZM104 249V248H103ZM102 249V250H103ZM141 249V250H140ZM251 249H250V251H251ZM28 250H29V248H28ZM27 250V251H28ZM44 250H45V248H44ZM140 250V251H139ZM1 251V250H0ZM14 251V250H13ZM16 251V250H15ZM23 251V250H22ZM33 251H35V250H33ZM138 251V252H137ZM162 251H165V252H163L162 253ZM250 251H249V253H250ZM46 252V251H45ZM48 252V251H47ZM46 252V253H47ZM52 253H54L53 251H51ZM102 252V251H101ZM158 252H160V253H158ZM181 252H182V254H181ZM2 253V252H1ZM0 253V254H1ZM7 253V252H6ZM10 253V255H11V253H12V251L11 252H9ZM16 253V252H15ZM28 253V252H27ZM44 252H42V254H43ZM103 253V252H102ZM101 253V254H102ZM147 253V254H146ZM153 253V254H152ZM162 253V254H161ZM179 253V254H178ZM8 254V253H7ZM13 254V253H12ZM18 254V253H17ZM21 254H23V253H21ZM33 254L35 255V257L37 256L36 254H35V252H33ZM38 254V253H37ZM42 254H38V257H39V255H40V257L42 256ZM45 254V253H44ZM56 254H57V252H56ZM132 254V255H133ZM139 254V255H140ZM152 254V255H151ZM159 254H161V256L159 255ZM2 255V254H1ZM5 255V254H4ZM51 255H53V254H51ZM103 255V254H102ZM101 255V256H102ZM132 255H126V256H124V258L121 256V255H119L118 257H117V259L115 260V258L113 259L114 261H116V262H114L113 263V261H112V263L113 264H118V263H120V264H122L123 262H122V260H124V259H126L127 257H131L132 259H134V260H132V262L133 261H135L136 262V264L137 263H140V264H143L141 261H139V255L137 256L138 257V259H137V257H135V256H132ZM6 256V255H5ZM25 256V255H24ZM44 257H45V255H43ZM42 256V257H43ZM49 256V255H48ZM58 256V255H57ZM61 256V255H60ZM121 256V257H120ZM146 256V257H145ZM149 256V255H148ZM16 257V256H15ZM27 257L29 258V256L27 255ZM37 257V258H38ZM39 257V258H40ZM41 257V258H42ZM43 257V258H44ZM47 257V256H46ZM45 257V258H46ZM50 257V256H49ZM49 257H47L49 260H50V258ZM162 257V258H161ZM169 257H170V259H169ZM184 258V260L181 262V258ZM18 258V257H17ZM61 258V260H62V262H63V258L62 257H60ZM103 258V257H102ZM119 258V259H118ZM136 258V259H135ZM182 258V259H183ZM27 259V258H26ZM30 259V258H29ZM128 259V258H127ZM140 259V260H141ZM17 260H19V259H17ZM28 260V259H27ZM53 260V259H52ZM52 260H51V262H52ZM58 260V259H57ZM103 260V259H102ZM120 260V261H119ZM138 260V261H137ZM147 260V261H148ZM155 261L157 260L158 261V259L156 258V259H154ZM248 260V259H247ZM15 261V260H14ZM59 261H60V259H59ZM117 261H119V262H117ZM143 261V260H142ZM4 262H5V260H4ZM18 262V261H17ZM50 262V261H49ZM58 261H56V263H57ZM61 262V261H60ZM122 262V263H121ZM159 262V261H158ZM5 263H7V262H5ZM26 263V262H25ZM59 263V262H58ZM57 263V264H58ZM112 263H110V264H112ZM131 263V260H130V258H129V264ZM157 263V262H156ZM27 264H28V262H27ZM34 264V263H33ZM47 264H50V263H47ZM53 264H55L54 263V261H53ZM60 264V263H59ZM62 264V263H61ZM75 264H78V263H75ZM124 264V263H123ZM126 264H128V263H126ZM132 264H134V262L132 263ZM152 264V263H151ZM160 264H163V263H161L160 262Z\"/></svg>","mask_w":264,"mask_h":264},{"label":"rangeland","instance_id":"obj_2","mask_svg":"<svg viewBox=\"0 0 264 264\" xmlns=\"http://www.w3.org/2000/svg\"><path fill=\"white\" fill-rule=\"evenodd\" d=\"M57 1H58V3H57ZM68 2V4L70 5V1H68V0H0V9H2L3 11H0V23L2 24H0V27H3V28H5L6 29V27H5V25H7L8 23L10 24V23H12V24H10V25H14V24H16L17 23V25L16 26H8L7 28H9L10 30V32H7V30H5V31H3V33L5 32L6 34L7 33H9V36L8 37H5L4 35H6L5 33L3 34L2 32V36H0V37H2V38H0V41L2 42H0V49H3V50H0V54H1V52L2 51H4V52H6V53H4V55L3 56H5V55H9V57H8V59L9 60H14L13 62H14V64H13V62L12 61H5V64H6V66H5V64L3 63V64H1L0 63V73L2 74V72L4 71V69H6L5 70V72L7 71V68H10V69H8V71H10V72H12L11 74L10 73H8V71H7V73H6V76H4V78L5 79H7L6 77L7 76H9V75H12V80H11V82H9V84H8V82L6 83V85L5 84H3V85H1L2 83H0V94H3V93H5V94H7V91H9L10 89H12L10 92H8V95L10 96L11 95V102H9V100L8 99H10L9 97H7V96H4L5 97V104H4V106H5V108H6V106H7V108L6 109H8V105H9V109H10V107H11V105L10 104H8V103H12V107H11V109H10V111L9 112H7L8 110H5V112H7V113H9V115H11V117H7L8 116V114H6V113H4V109L2 110V111H0V120H1V125H0V152H2V151H4L3 152V154H1L0 153V157L2 158V160L4 159L5 160V158H7V160L6 161H1V158H0V162H3V164H5L4 162H7L6 163V166H7V164H9V166L10 167H4V170H7V171H9V173L7 172V171H4L3 169H2V172L0 171V173L2 174V176L0 175V177L2 178L4 175V177L2 178L4 181H5V183H4V181L2 180V179H0V187L2 188H0V193H1V195H0V200H2L3 201V199H4V204L3 203H1L0 202V236H1V240H2V238H3V240L2 241H0L1 243H0V247L4 244L3 242L5 241V243H7L6 245L4 244V246H2L1 248H0V253L2 254H0V264H27V262H28V264H47V263H50V264H53V261H54V263L55 264H57L58 262L61 264H75V263H78V264H107V263H103L104 262V260L106 259L105 257L107 256L106 254H107V252H106V247H108V245H106V240H109V239H107L108 237L110 238L111 236H112V234L110 233V231H109V224H108V222H106V223H104V225H106L105 226V230H103V228H102V225H100V224H102L103 222H101L100 224H98L99 223V220H93V216L96 214L97 215V213H98V211L101 209L102 211H103V209L105 210V211H109V209H110V205H111V203L113 202V203H115V202H119V200H120V202H121V199L123 198V195H126V196H124V200H126L124 203L125 204H127L128 206H129V202H130V205H131V207H132V209L133 208H135V209H137V211H135L134 209H133V211H135V212H137V213H142V211L144 210V208H145V210H144V212L146 211V210H149L148 209V207H149V204H148V195H147V190L149 191V189H145L144 187H145V185H144V183H146V181L144 182V172H145V174H146V172H150L151 171V169H149L150 171H145V166H143V165H140V164H142V161H143V164L145 163V160L147 159V157H148V155H146V154H148L149 153V150H150V153L149 154H156V153H158V154H156V155H159V151L161 150V149H159L158 151L156 150H154V152L152 151L153 149L152 148H150V147H148L149 145H150V143H153L154 141L153 140H157L158 139V136H159V134H158V132H159V129H158V127H156L154 124H152V121L148 118V117H150V116H148V114L150 115V110H147L149 113L147 114L146 112H145V114H144V112H143V110H140V112H137V110L139 111V109L136 107V105L139 103V101H141V99H139L140 97V95L141 94H143V95H141L142 96V98L144 97V98H148V99H151V97L152 96H154V95H152V96H150L151 94H154L155 93V91L154 90H152V89H150V87L148 86V83L147 82H150V81H152V80H161V76H163V75H166V74H169V75H171L172 73H171V71L173 70L172 69V67L174 68V61L172 60L171 61V59L169 60V62L168 61H166V64H164L165 62H161V58H159L158 57V55H161L162 53H164V52H166L167 50H168V52L170 51L169 49H171V47L169 48V46H167V49H166V47H164V46H166V43H165V41L167 42V40H168V38H169V41L168 42H172V41H170V40H172V39H174V37H172V35L174 34L173 32L175 31L174 29H177L178 27H179V19L176 17V16H180V12H182L184 9L182 8V7H186V5H187V3H189V0H186V2L187 3H185L184 1L185 0H126V1H123L122 0V2H121V10L119 11V12H121V11H123V12H121V14L120 15H123L125 12H126V14H127V12L129 13V11L131 12L130 14H128V15H126V14H124V15H126V16H122V17H124L127 21H128V23H127V28H130L129 30L132 32V33H134L135 35H136V38L135 39H137L136 40V42H140L141 43V46H143V47H141L139 44L140 43H137V46L139 45V47H138V49H137V51H136V56H138L139 54H140V52L139 51H141V56H143L145 53H143L144 52V49H146V50H148L149 51V55L147 54L146 56L144 55L143 57H145V61H144V63H138L137 61H135L134 63H132V64H134V65H132L131 63L130 64H128V63H123L122 61H124L125 62V59H124V57H123V59H120L121 58V56H119V54H117L118 55V58H116L115 56H117L116 55V51H108L109 49H110V47H105V45H106V41H104V44L105 45H103V41H102V39H101V37L100 36H102V34L100 33V34H97V32L99 33V29H93V27L95 28V26L94 25H92L91 24V22L90 21H86L87 23H85V20L84 19H82V20H84V21H82V20H79V19H77V20H79L78 22L80 23V25H79V23L78 22H71V23H74V24H72V25H67L66 24V21L67 20H69V18L70 17H67L66 18V20L64 19V18H62V19H60V16H59V14H57V13H60V14H62L63 12L62 11H64L65 12V9L66 8H68L69 9V7H66L65 5H67L66 3ZM72 1H74V3L76 4V5H79V7L80 6H84L83 7V10L84 9H86L85 7H89V5L91 4V1H93V0H91V1H89V0H80V2H84V3H79V0H72ZM78 1V2H77ZM86 1H88V3L86 2ZM63 2V4H60V3H62ZM90 2V3H89ZM124 2V3H123ZM129 3V4H127V3ZM183 2V3H182ZM248 2V4H250V8H252L253 9V11L255 12H259V13H264L263 11H264V0L262 1V0H248L247 1ZM25 3H26V5H27V7H24V5H25ZM79 3V4H78ZM87 3V4H86ZM131 3V4H130ZM134 3V4H133ZM182 3V4H181ZM22 4H24V5H22ZM28 4L30 5V6H28ZM41 4H43V5H41ZM53 4H55V7H56V9H55V7L53 6ZM125 4V5H124ZM136 4V5H135ZM179 4H181L182 6H181V8L179 9V7H178V5ZM184 4H186L185 6H184ZM23 7H22V6ZM25 5V6H26ZM38 5H40L41 6V8L39 9V7H38ZM54 7V8H52L53 10H51L50 8L52 7V6ZM58 5V6H57ZM69 5H67V6H69ZM86 5V6H85ZM124 5V6H123ZM127 5V6H126ZM130 5V6H129ZM133 5V6H132ZM175 5H176V9L174 8L175 7ZM36 6H37V8H36ZM49 6V9L50 10H48V7ZM61 6V7H60ZM66 7L64 10H62V8L63 7ZM72 6H75V5H73V3H72V5H71V7ZM126 6V11H125V9H123L122 10V7L124 8ZM131 6L133 7V9L131 8ZM135 6V7H134ZM249 6V5H248ZM16 7V8H15ZM30 7V9L33 7V9H34V7H35V9L33 10L32 9V12L30 11L29 12V9H27V8H29ZM57 7H58V9L59 10H57ZM70 7V8H71ZM78 7V6H77ZM79 7L78 8H76V9H79ZM15 8V9H14ZM17 8H18V10H20V9H22V11H19V12H16L17 13V15H18V13H21V12H23V11H28V12H24V13H21V15L19 16H17L18 18L17 19H14V20H12V17L13 18H15V16L16 15H14V16H6V15H8V14H5L4 12H8L9 10H11V9H14V11H18L17 10ZM46 9V11H45V9ZM72 8H74V7H72ZM134 8H136L135 10H137V9H139V10H137V11H135L134 10ZM7 9H8V11H7ZM132 11H131V10ZM183 9V10H182ZM6 10V11H5ZM42 12V11H44V12H40V11ZM47 10H48V12H47ZM61 10V11H60ZM69 10H71V9H69ZM74 11H75V9H73ZM82 10V9H81ZM180 10H182V11H180ZM12 12H13V14H15L14 13V11L13 10H11ZM11 11H9L8 13H10L9 15H11ZM54 12V15L52 14L53 12ZM57 11V12H56ZM60 11V12H59ZM68 11V10H67ZM80 11V10H79ZM135 12V15L137 16V15H139V17H137L136 19H135V17H134V19H132L131 20V18H133V14L132 13H134ZM142 11V12H141ZM178 11V12H177ZM180 11V12H179ZM35 12V13H34ZM37 12L39 13V14H37ZM47 12V14H49L50 15V17H52V18H54L53 16H56V18H54V20L52 19V22H53V24L52 23H49V21H47L48 19H51L50 17H49V15L48 16H46V13ZM51 14H50V13ZM138 12H140L139 14H138ZM171 12V13H170ZM26 13H28L27 15H26ZM44 13V14H43ZM147 15H145V14ZM180 13V14H179ZM12 14V15H13ZM32 14H33V16H32ZM42 16H44V18L46 19V21L45 22H47V23H49V25L47 24V23H44L43 21L44 20H42V18L43 17H41V15ZM63 14H65V13H63ZM6 17H5V16ZM23 15V16H22ZM29 15V16H28ZM38 15V16H37ZM53 15V16H52ZM132 17H131V16ZM141 15V16H140ZM146 17V19L143 17ZM176 15V16H175ZM2 16V17H1ZM24 16H26L25 18H26V21H24L25 20V18H24ZM31 19L28 23H26L29 19H27L28 17ZM32 16V17H31ZM35 16H36V18H35ZM61 16H65V15H61ZM67 16H70L69 15V13L67 12ZM119 16V15H118ZM128 16V17H127ZM41 17V19L39 20V18ZM59 17V18H58ZM120 17V16H119ZM129 17H131L130 19H129ZM147 17H149V18H147ZM10 18V19H9ZM23 18H24V20H23ZM159 18H161V20H159ZM22 19V20H21ZM37 19V21H36V25H34V28L32 29V28H30V27H32L33 26V24H32V22H34V24H35V20ZM144 19V20H143ZM147 19H148V21H147ZM158 19V20H157ZM8 21V23H7V21ZM11 20V21H10ZM19 20H21V21H19ZM34 20V21H33ZM42 20V21H41ZM56 20V21H55ZM130 20L131 21H134V20H136V21H139V23L140 24H138L137 22L135 23L136 24V26L137 27H139V29L140 30H138L139 31V33H137L136 31H134V30H137L138 28L137 27H135L134 28V25H133V28H131V27H129V25H130ZM140 20H142V22L140 21ZM178 20V21H177ZM2 21V22H1ZM6 21V22H5ZM10 21V22H9ZM13 21V22H12ZM22 21H24V23H26V25L25 24H23V22ZM57 21H62L61 22V25L62 24H64L62 27L64 28V29H62L61 28V26L60 27H58L60 30H58V28H57V30L58 31H60V32H57L56 31V27H57V24H56V22ZM126 21V22H127ZM144 21V22H143ZM3 22H5V24L3 23ZM51 22V21H50ZM55 22V23H54ZM82 22H83V25H82ZM18 23H21L22 25V27H24V25L26 26L25 28H23V31L22 30H20V28L18 27ZM30 23L32 24V25H30ZM59 23V22H58ZM70 23V24H71ZM159 23V24H158ZM165 23V24H164ZM167 23V24H166ZM4 24V25H3ZM8 24V25H9ZM54 24H55V26H54ZM76 24V26H77V24L80 26V27H74V25ZM164 24V25H163ZM30 25V26H29ZM48 25V26H47ZM51 25V26H50ZM60 25V24H59ZM68 27V28H70L69 30H68V28L66 27V26ZM87 25V26H86ZM89 25H91L90 27H89ZM138 25H140V26H138ZM166 25H167V27H166ZM169 25V26H168ZM172 25V26H171ZM175 26V28H172V27H174ZM19 26H20V24H19ZM81 26H83V30L81 29ZM85 26V27H84ZM124 26H126L125 24H124ZM160 26L162 27L161 29H160ZM165 26V27H164ZM11 27V28H10ZM50 27H52L53 29H51ZM65 27H66V29L68 30V31H65L66 29H65ZM164 27V28H163ZM177 27V28H176ZM87 28H88V30L90 31V29H91V31L90 32H88L87 31ZM137 28V29H136ZM153 28V30H155V31H153L154 32V34H153V32H152V30H150V29H152ZM168 28H171V29H168ZM1 29V28H0ZM13 29V30H12ZM22 29V28H21ZM26 29L27 30H29V29H31L33 32H34V35H30V34H28V32L29 31H26ZM35 29V30H34ZM43 32V33H41V31ZM50 29L53 31V32H51L52 33V35H49V34H51L50 33ZM134 29V30H133ZM143 29H147L145 32H144V30ZM164 29H165V32H164ZM12 30V31H11ZM96 30H99V31H97L96 32ZM166 30H168V31H166ZM171 30H173L172 32H171ZM1 31V30H0ZM15 31H16V36L19 34V35H22L25 39H23L22 38V36H20V38H16V36L14 35L15 34ZM22 31V32H21ZM40 31V32H39ZM81 31V32H80ZM86 31V32H85ZM92 31H93V34H92ZM147 31H149V32H147ZM151 31V32H150ZM157 31H158V34H157ZM160 31H161V33L163 34H160ZM23 32H26V33H23ZM31 32V31H30ZM88 32V33H87ZM95 32V33H94ZM144 32L146 35H144V34H142V33ZM155 32H156V34H155ZM166 32H168L167 34H168V37H166V36H164L165 34H166ZM0 33V34H1ZM12 35H11V34ZM18 33V34H17ZM37 33V34H36ZM43 34L44 36H42L41 34ZM173 33V34H172ZM147 34H148V36H147ZM19 35L17 36V37H19ZM26 35H28L29 37H27ZM38 35V37L37 38H41L40 40H38L37 38H36V36ZM48 35V36H47ZM98 35H99V37H98ZM141 35V36H140ZM143 35L146 37V40H143L142 38H145V37H143ZM153 35H155V36H153ZM157 35V36H156ZM161 35V36H160ZM7 36V35H6ZM15 36V38H13ZM34 36V37H33ZM43 38H42V37ZM96 36V37H95ZM9 37H12V38H9ZM28 39H27V38ZM31 37V38H30ZM141 39H140V38ZM151 37V38H150ZM157 37H159V38H157ZM160 37H162V38H160ZM3 38L5 39V41H9V42H14V43H10L9 44V42L8 43H6V42H4V40H3ZM22 38V40H20V41H17V46L16 45H14L16 42V40H19V39H21ZM38 40V41H35L36 39ZM147 38H150V39H147ZM8 39V40H7ZM15 39V40H14ZM34 39V40H33ZM99 39H101V40H99ZM158 39H159V41H158ZM165 39H167V40H165ZM11 40V41H10ZM29 40V41H28ZM141 40H143L144 42H146L145 44L143 43V41H141ZM151 40V41H150ZM152 40H155V41H152ZM163 40H165V41H163ZM25 41V42H24ZM102 41V42H101ZM148 41V42H147ZM150 41V42H149ZM160 41H161V43H160ZM30 43V44H28V43ZM106 42V43H105ZM162 42L163 43H165L164 45L162 44ZM168 42H167V44H168ZM155 43V44H154ZM2 44H3V46H2ZM8 46H7V45ZM143 44V45H142ZM5 45V46H4ZM12 45H14L15 47H17V49H19V50H16V52L15 53H17V55H19L18 56V58H20V60H21V64H18V63H15L17 60V62H19V59H17V57H16V55L14 56V57H12V55H14V54H10V53H12V51H9V50H13V53H14V46H13V48H12ZM145 45V46H144ZM161 45V46H160ZM169 45H171V44H169ZM9 46H11V49L10 48H8ZM106 46H109L108 44L106 45ZM4 47H6V48H4ZM141 47V48H140ZM162 47V48H161ZM163 47H164V49L166 50H163ZM157 48L159 49V50H157ZM8 49V50H7ZM140 49V50H139ZM161 49V50H160ZM7 50V51H6ZM145 50V51H146ZM148 51H146L147 53H148ZM158 51V52H157ZM20 52H22V53H20ZM115 53L114 55L112 54V53ZM155 52L157 53V55L155 54ZM160 52V53H159ZM162 52V53H161ZM111 53V54H110ZM154 53V54H153ZM167 53V52H166ZM2 54H3V52H2ZM143 54V55H142ZM10 55H11V57L12 58H10ZM123 56V55H122ZM148 56V57H147ZM157 56V57H156ZM6 57V56H5ZM146 57H147V59L148 60H146ZM115 58H116V60H115ZM154 58H155V60H154ZM6 59H7V57H6ZM16 59V60H15ZM107 59H109V61L107 60ZM151 59V60H150ZM24 61V63L22 64V62ZM107 60V61H106ZM119 60V61H118ZM120 60H121V62H122V64H121V62H120ZM158 62H157V61ZM28 61V62H27ZM115 61V62H114ZM25 62H26V64H25ZM137 62V63H136ZM147 62L148 63H150L148 66H147ZM157 62V63H156ZM109 63V64H108ZM117 63V64H116ZM146 63V64H145ZM155 63V64H154ZM162 63V64H161ZM168 63V64H167ZM12 64H13V66H12ZM16 64V65H15ZM105 64H108V65H105ZM115 65V68L114 67H112V65ZM125 64L128 66L129 65V68L127 67H125ZM144 65V67H143V65ZM151 64H152V66H151ZM2 65H4V66H2ZM7 65H8V67H7ZM23 65V66H22ZM119 67H118V66ZM130 65H132L131 67H130ZM139 65V66H138ZM145 65H146V67H145ZM154 65V66H153ZM158 65H162V67L159 69V66ZM164 65V66H163ZM169 66V67H171L172 65V67L171 68H169V67H165V66ZM18 66H20V68H21V70H20V68L18 67ZM25 66H27V68H26V72L27 73H25L24 71V69H25ZM106 66H107V68H106ZM141 66H142V69H141ZM151 66V67H150ZM12 67L13 68H16L17 67V71H21L22 73H24L23 74V76L25 75V76H27V77H23V76H21V74H18V73H16V70H15V72L13 71L14 69H12ZM24 67V68H23ZM109 67V68H108ZM157 67V68H156ZM166 68V74H165V72H162L163 73V75H161L160 73L161 72H159V71H163L165 68ZM4 68V69H3ZM124 68V69H123ZM148 68V69H147ZM162 68H164V69H162ZM128 69V70H127ZM162 69V70H161ZM170 69H172L171 71H170ZM3 70V71H2ZM12 70V71H11ZM24 70V71H23ZM125 70H127V71H125ZM119 71H121V72H123V74L121 73V72H119ZM142 71V72H141ZM169 73H168V72ZM30 72V73H29ZM31 72H33L34 73V75H39V76H41V78H42V84H38L37 86H41V88H39V92H40V94H39V92L37 91V93H34V94H32V91L31 90H27L25 87H24V85L27 83V81L29 80L30 81V79L32 80L33 78H35L36 77V79H38L39 78V80L41 79L39 76H35V77H33L31 74H33V73H31ZM124 72H127V73H124ZM147 72V73H146ZM15 73V74H14ZM115 74V75H112V74ZM3 74H5L4 72H3ZM97 74V75H96ZM144 74V75H143ZM14 75H16V76H18V75H20L21 77H22V81H21V79H19L20 78V76H19V78L18 77H16V76H14ZM28 75H30L31 76V78H30V76H28ZM99 75H102L101 77L102 78H100V76ZM108 75V76H107ZM111 77H110V76ZM129 75V77H127ZM130 75H131V77H130ZM161 75V76H160ZM169 75H166V77H167V79L169 78L170 79V76ZM1 76V75H0ZM95 77L96 78V76H97V79H92V77ZM105 76L107 77V78H105ZM115 76H124V80L122 81V82H120V83H118V82H115V81H112V79H113V77H115ZM10 77V76H9ZM14 77H16V79L14 78ZM134 77V78H133ZM159 79H158V78ZM166 77L165 76H163V80H161V81H163V83L164 82H167L168 83V81L167 80H165L166 79ZM1 78L3 79V77L1 76ZM0 78V81H2V79ZM14 78V79H13ZM26 78H28V79H26ZM110 78V79H109ZM131 78V79H130ZM150 80H149V79ZM155 78V79H154ZM8 79H10V78H8ZM17 79H19V80H17ZM99 79H101L102 80V82H105V83H108L109 84V82H107L106 80H108V81H110L111 80V82H114V85H107V87H109L108 88V92H109V94L112 92V94H114V97H116L117 98V100H119V102L121 103H119L118 101L116 102V103H113V102H111L110 101V99H115L113 96H111L110 95V99L108 100V106H109V113H110V115H111V113H113L114 114V117H112V115H111V123H112V125L111 124H109V126L111 125V126H114V127H104L105 129H103V128H101V129H103L104 131H107V133H109L110 132V134H108L107 135V133L105 132V134H106V136L107 137H105V134L104 133H102V131H101V129H100V131H101V133L102 134H104L103 136L106 138H102L101 137V135H100V133H99V130H98V136L96 137L95 135L97 134V130L94 132L93 130H91L90 128V125H87V123H84V121L86 120V122L92 117V116H90V115H92V113L95 111V109H94V107L90 110L91 111V113H90V111H86V116L88 117H86L85 116V112H78L79 114H80V116L81 117H79L78 116V114L77 113H74L75 111H73L72 112V110H71V112H70V108H72V107H70V104L69 105H67V107H69V109L66 107V105H65V107H66V109L64 108V105H63V102H67V100H70L72 97H75V96H77V94L76 93H78V92H81V93H83V95H88V94H90V93H92V92H90V90H89V88H88V86L90 87V85L92 84V83H90V81H92V80H99ZM15 80V81H14ZM34 81H35V79H33ZM38 80V81H39ZM4 81V80H3ZM18 81V82H17ZM19 81H21V82H19ZM100 81V80H99ZM131 81H133V83L131 82ZM147 81V82H146ZM93 82V81H92ZM131 82V83H130ZM15 83H16V88H15V90L13 91V87H14V85H15ZM23 83V84H22ZM44 83V84H43ZM115 83H117V86H115ZM136 83V84H135ZM22 86H21V85ZM45 84H46V87H45ZM89 84V85H88ZM111 84H113V83H111ZM119 84V85H118ZM131 84V85H130ZM139 84V85H138ZM8 85V86H7ZM19 87H18V86ZM48 85V86H47ZM85 86V89H87V90H84V91H81V89H79V87L80 88H83L84 86ZM146 85V86H145ZM4 86H5V88H4ZM20 86L21 87H24L25 88V91H26V94H27V92H28V94L29 95H35V94H38L37 95V97H38V100H40L41 101V98H43V99H45L44 101H39L40 103V105H36L35 103H38L37 102V100L34 102V101H32L35 97H33V99H31L30 97L28 98V96L27 95H25V93H23L24 91V88H21L20 89ZM76 86V87H75ZM83 86V87H82ZM111 86H113L112 88H111ZM130 86V88H128ZM135 86H136V89H134L135 88ZM138 86H140V87H138ZM9 87V88H8ZM18 87V88H17ZM34 87V86H33ZM43 87V88H42ZM47 87H48V89H47ZM78 87V88H77ZM127 87V88H126ZM34 88H37L36 87V84H35V87ZM44 88H45V90H44ZM78 89V90H76V89ZM133 88V90H131ZM230 88H232V84L230 85ZM7 89V90H6ZM23 89V90H22ZM33 89V88H32ZM71 89V90H70ZM112 89V90H111ZM18 90V91H17ZM22 90V91H21ZM34 90V89H33ZM75 90H76V92H75ZM110 90V91H109ZM36 91V90H35ZM34 91V92H35ZM78 91V92H77ZM136 91V92H135ZM17 93V94H15V93ZM18 92H20V93H18ZM47 94H45V93ZM70 92L73 94V96H72V94H70ZM86 92V93H85ZM90 92V93H89ZM145 92V93H144ZM42 93H43V95L45 96V98H44V96L42 95ZM63 93V97H64V94L65 95H69V98L67 99L66 98V96H65V99H67L66 101H63L62 99V96L60 97L59 95H61ZM140 93V94H139ZM76 94V95H75ZM4 95V94H3ZM12 95H14L16 98H19V96H20V98H21V100H20V98L19 99H15V97H13ZM22 95H23V99H22ZM75 95V96H74ZM139 95V96H138ZM150 97H148V96ZM27 96V97H26ZM40 96H42V97H40ZM90 96H92V94H90ZM89 95H88V97H90ZM118 96V97H117ZM126 96V97H125ZM147 96V97H146ZM2 97V96H1ZM0 97V98H1ZM4 97H2V101L0 100V105H1V103H4V100H3V98ZM8 99H7V98ZM25 97L27 98V99H25ZM37 97H36V99H37ZM112 97V98H111ZM124 97V98H123ZM12 98H13V100H14V102H12ZM47 98H50V99H48L49 100V102L48 101H46L47 100ZM122 98L124 99V101H122ZM31 99V100H30ZM42 99V100H43ZM8 100V102H6ZM63 101V102H62ZM116 101V100H115ZM130 101V102H129ZM152 102V104L155 102L156 104L158 103V105H153V106H155V108L156 107H158L159 105H161L162 106V103H163V107H168V106H170V103H169V101L168 100H165L164 102L163 101H158V102H156V100H153V98H152V100H151ZM19 102H21L20 104H22V105H20V107H19V105H18V103ZM24 102H26V104H24L23 105V103ZM70 102V101H69ZM68 102V103H69ZM159 102H162V103H159ZM14 103H16L17 105H15ZM27 103H28V105H27ZM43 103V104H42ZM44 103H45V105H44ZM110 103H113V104H117V105H113V106H111L110 105ZM126 103V104H125ZM203 103V104H202ZM29 104H33V105H29ZM35 104V105H34ZM65 104V103H64ZM67 104V103H66ZM124 104V105H123ZM151 104V105H152ZM198 104V105H197ZM196 105L195 104H193L194 105V108H190V111H191V115L192 116H198L199 114H200V112H201V108H202V110H203V108H205L206 106V102H204V101H199L198 103H197ZM26 105V106H25ZM42 105V106H41ZM121 106L122 107V105H123V110L121 109V108H119V106ZM126 105V106H125ZM128 105V106H127ZM3 106V104H2V107H4ZM15 106V107H14ZM24 106V107H23ZM47 107V108H45L44 109V111H46V113L43 111V108L44 107ZM118 106V108H116ZM130 106V107H129ZM137 108H135V107ZM161 106H159V108L161 107ZM243 106V107H242ZM2 107H0V108H2ZM14 107V109L15 110H12V108ZM19 107V108H18ZM125 107L126 108H128V109H125ZM191 107H193V106H191ZM24 108V109H23ZM116 109V110H113V111H116V113L117 114H115V112H111V110L112 109ZM236 109H233L234 111H236L238 114V116H234L235 117V120H236V123L238 124V125H240V123L242 122V120L243 119H247L246 117H249L251 114H256V117H257V115H258V117L257 118H259V119H261V115H259L258 114V111H259V109H254L253 107H252V103L250 104L249 102L248 103H245V105L244 104H242V103H240V106H236L235 107ZM239 108V109H238ZM42 109V110H41ZM64 109V110H63ZM125 109V110H124ZM134 109H136V110H134ZM192 109V110H191ZM255 111H254V110ZM1 110V109H0ZM30 110V111H29ZM63 110V111H62ZM67 110H69V111H67ZM94 110V111H93ZM117 110H118V112H117ZM120 110H121V113H120ZM128 110V111H127ZM145 110V109H144ZM59 111H61V112H59ZM64 111H66V114L69 116L70 114H68V113H71L72 115H70L69 117H67V115L64 113ZM93 111V112H92ZM124 111H126V112H124ZM130 111H131V113H132V115H131V113H130ZM136 111V112H135ZM263 114H264V107L260 110ZM3 112V113H2ZM124 112V113H123ZM128 112V113H127ZM45 113V114H44ZM60 113V114H59ZM64 115V116H66V117H64L62 114ZM73 113L76 115L75 117H72V116H74L73 115ZM81 113H82V115H81ZM123 113V114H122ZM125 113H127L128 115H131V116H126V114ZM139 113V115L137 116V114ZM193 113V114H192ZM249 113H251V114H249ZM18 114V115H17ZM57 114H58V116H57ZM119 114V115H118ZM135 116H134V115ZM144 114V115H143ZM196 114V115H195ZM44 115V116H43ZM59 115H61L62 117H60ZM117 115V116H116ZM122 115H124V116H122ZM143 115V116H142ZM247 115H249V116H247ZM254 115H252L251 117H253ZM6 116V117H5ZM36 116L38 117L37 119L38 120H34V119H36ZM43 116V117H42ZM46 116H48L49 118H46L47 120H46V122H48L46 125H45V123L43 122V119H44V121H45V118L44 117H46ZM133 116H134V119H132L133 118ZM14 117H15V120H13L14 119ZM22 117V118H21ZM56 117V118H55ZM72 117V118H71ZM80 118L79 120L81 121V122H79V120H77V118ZM85 117V120L84 119H81V118H84ZM90 117V118H89ZM120 117V118H119ZM124 118V119H122V118ZM127 117H130V118H128L129 119V121H128V119H127ZM244 117V118H243ZM255 117V116H254ZM264 117V116H263ZM3 118V119H2ZM42 118V119H41ZM51 118V121L52 122H50L49 121V119ZM58 118H64L65 119V122H63L61 119H58ZM69 118V119H68ZM115 118V119H114ZM20 120V122L19 121H17V120ZM42 120V122H41V120ZM56 121L57 122V124L56 123H53L54 121ZM57 119H58V121H57ZM66 119H68V120H66ZM70 119H73V120H75L76 122H74L73 120H70ZM97 120V118H93L92 120L94 121V120ZM131 119V120H130ZM151 121H149V120ZM263 119V118H262ZM261 119V120H262ZM2 120H5L4 122L2 121ZM32 120V122H30ZM60 120H61V122H60ZM69 120H70V122H69ZM112 120H113V122H112ZM120 120V121H119ZM122 120H124V123L122 122ZM261 120H259V121H261ZM10 121L12 122V125L13 126H11V123H10ZM19 122V125L20 126H17V123L16 122ZM22 121H23V125L21 124L22 123ZM118 121V122H117ZM244 121H246V120H243V122ZM115 122V123H114ZM262 122H264V120L262 121ZM3 123H5V124H3ZM74 123H77L76 125L74 124ZM84 123V124H83ZM119 123V124H118ZM120 123H122L124 126H122V125H120ZM7 124V125H6ZM10 124V125H9ZM37 124H38V126H37ZM55 124H56V126H58L59 125V127H56L55 126ZM63 126V127H61V125ZM69 124H71V125H69ZM81 126H80V125ZM242 124H245V122L244 123H241V125ZM51 125V129H48L47 130V128L49 127ZM54 125V126H53ZM66 125V126H65ZM85 125H87V126H85ZM127 125V126H126ZM151 125H153V127L151 126ZM70 126V127H69ZM73 126V128L74 127H80L79 128V130H81V131H78L76 128H74V129H71V127ZM84 126V128H82ZM89 126V127H88ZM116 126H117V128H116ZM120 126V127H119ZM122 126V127H121ZM18 127V128H17ZM23 127H24V129H23ZM25 127L27 128V129H25ZM38 127V128H37ZM55 129H54V128ZM66 127H67V130H65L66 129ZM23 129V131H21V136H23V137H21L19 134H16V133H19L20 132V130H22ZM30 130H29V129ZM41 128H43V129H41ZM46 128V129H45ZM59 128V129H58ZM62 128V129H61ZM84 129L83 131H84V133L82 132V129ZM90 129V130H88V129ZM56 129H58V130H60L59 132H58V130H56ZM70 129V130H69ZM109 129H113V137H112V133H111V131L109 130ZM12 130V131H11ZM26 130V131H25ZM36 130H38L37 132H36ZM57 131V135H58V137H57V135L55 134V131ZM75 130V131H74ZM89 131V132H87V131ZM115 130V131H114ZM15 131V132H14ZM28 131H30V132H28ZM43 131V132H42ZM49 131V132H48ZM66 131H68V132H66ZM73 131V132H72ZM76 131H77V133H76ZM92 131H93V133H94V135H93V133H92ZM109 131V132H108ZM11 132V133H10ZM31 132L34 134H31ZM39 132H41V134L39 135ZM53 132V133H52ZM79 132V133H78ZM84 134H82V133ZM5 133H7V135H5ZM10 133V134H9ZM15 133V134H14ZM28 133V134H27ZM38 133V134H37ZM50 133V134H49ZM60 133V134H59ZM70 133H73L74 135H73V137L71 136L72 134H70ZM85 133H87V139H86V134ZM89 133V134H88ZM96 133V134H95ZM117 133V137H115V135L114 134H116ZM26 134V135H25ZM30 134V136L29 137H33L32 138V140H31V138H29L28 140H26V138L25 137H27L28 135ZM65 134V135H64ZM69 134V135H68ZM79 136L78 138H77V135ZM43 135V136H42ZM51 135V136H50ZM93 135V136H92ZM119 135V136H118ZM37 136H38V138H40V139H38L37 138ZM41 136V137H40ZM80 136H82V137H80ZM84 136H85V138H84ZM99 136L101 137V139H105L104 141L102 140V142H98L99 144H98V146H96L97 144H94V142H97V141H100L101 139L99 138ZM22 139H21V138ZM70 137H71V139H70ZM92 137V138H91ZM94 137H96V140L97 141H95L94 139ZM115 137V138H114ZM156 137H157V139H156ZM53 138V139H52ZM61 140H60V139ZM63 138H64V140H63ZM74 138V139H73ZM75 138H77L78 139V142L80 143V145H81V147H80V145H79V143L77 142V140L75 139ZM83 138V139H82ZM88 138L90 139V140H88ZM94 138V139H93ZM98 138L100 139V140H98ZM110 138H112V139H114V140H112V139H110ZM41 139H42V141L43 140H45V142L44 143H46V144H44V145H47L48 144V146H49V148H48V146H43V143H39V142H41ZM79 139L81 140V141H79ZM109 139V140H108ZM117 139H120V140H117ZM23 140H25V142L23 141ZM59 140V141H58ZM71 140V141H70ZM73 140H76V142H74ZM19 141L22 143H20L19 144ZM33 141V142H32ZM48 141V142H47ZM54 141H56L58 144H60L61 143V141H62V143L63 144H61V145H64V144H66L65 146H63V147H66L67 146V148L65 149V148H63V147H60V146H58L57 145V143H55ZM72 141L75 143H72ZM88 141V142H87ZM93 141V142H92ZM115 141V142H114ZM117 141V142H116ZM120 141H121V143H123L122 145H120ZM130 141L132 142V143H130ZM153 141V142H152ZM15 142L16 143H18V144H15ZM37 143L38 144V147H40V145L44 148V152L42 151V149L43 148H40V149H36V144H33V143ZM60 142V143H59ZM83 142V143H82ZM92 142V143H91ZM106 142V143H105ZM108 142H110V143H108ZM125 142V143H124ZM148 142V143H147ZM150 142V143H149ZM29 143V144H28ZM32 145H31V144ZM52 143H54V144H52ZM87 143H91L90 144V146L91 147H93L92 148V150L94 151V152H96L97 150H100V153H101V156H100V154H99V152L97 151L95 154L94 153H91V152H93V151H91V148L90 147H88V144ZM112 143H114V144H112ZM135 143V144H134ZM147 143V144H146ZM51 144V145H50ZM56 144V145H55ZM72 144H74V146L72 145ZM83 144V145H82ZM85 144V145H84ZM92 144H94L95 145V147H94V145H92ZM125 144V145H124ZM144 144H145V146H144ZM149 144V145H148ZM15 145V146H14ZM24 145H26V146H24ZM101 147H100V146ZM130 145V146H129ZM143 145V146H142ZM2 146H5V147H2ZM20 148H19V147ZM31 146H34L33 148H34V151H33V148L32 149H30L29 147H31ZM82 146H84V147H82ZM103 146V147H102ZM104 146H107V147H109V148H105L104 149ZM111 146V147H110ZM116 146V147H115ZM133 146H135V147H133ZM139 146V147H138ZM12 147H13V149H12ZM15 147V148H14ZM18 149H17V148ZM47 147V148H46ZM55 147H58V149L56 150V153H57V155H59V157L58 156H56V154L54 155V153H55ZM73 147V148H72ZM124 147V148H123ZM141 147V148H140ZM146 147H147V150H146ZM3 148V149H2ZM25 148V150L23 151V149ZM61 148V149H60ZM80 148V151H77L78 149ZM81 148H82V150H81ZM119 148V149H118ZM128 148V149H127ZM133 148H135L136 150L137 149H139V150H137V152H136V154L135 153H133ZM2 149V150H1ZM6 149V150H5ZM21 149V150H20ZM49 149V150H48ZM59 149H60V153H61V155H60V153H59ZM63 149L65 150V151H63ZM70 149V150H69ZM73 149V150H72ZM102 149V150H101ZM104 149V150H103ZM110 149L112 150V149H116V150H112V152L110 151ZM125 149V150H124ZM165 149V148H164ZM163 149V150H164ZM28 150V151H27ZM32 152H31V151ZM43 152H41V151ZM45 150H47L46 152L48 153V155H50V157L47 155L46 157L45 156H43V155H46L47 153L45 152ZM74 150H76V152H77V154H76V157L74 156V154L73 153H76ZM123 150V151H122ZM166 150V149H165ZM164 150V151H165ZM169 150V149H168ZM171 150L172 149H170V151L169 152H167V151H162L163 152V154L162 155H166V153H167V155L166 156H168V153L170 154V153H172V154H175V152L173 153V152H171ZM19 151H21V152H19ZM41 152L40 153V155H37L36 153H38L39 154V152ZM68 151H71L70 153L68 152ZM89 151H90V155H89ZM104 151H105V153H104ZM117 151V152H116ZM126 153H125V152ZM128 151V152H127ZM130 151H132V153L134 154V155H131L129 152ZM143 151V152H142ZM145 151V152H144ZM172 151H174V150H172ZM28 152H31V154L29 153V154H27ZM35 152V153H34ZM87 152H88V154H87ZM108 153V155H107V153ZM156 152V153H155ZM161 152V151H160ZM32 153L35 155H32ZM46 153V154H45ZM63 153V154H62ZM110 153V154H109ZM112 153V154H111ZM116 153V154H115ZM120 155H119V154ZM130 154V156H128L129 154ZM141 154V156H140V154ZM4 154H5V156H4ZM23 155V156H20V155ZM41 154H43V155H41ZM73 154V155H72ZM87 154V155H86ZM97 154H98V156H97ZM102 154H103V156H105V157H103L102 156ZM138 154H139V157L140 158H138V157H136V155L138 156ZM1 155H3V156H1ZM30 155V156H29ZM54 155V156H53ZM79 155V156H78ZM97 156V157H95V156ZM122 155V156H121ZM143 155V156H142ZM171 155V154H170ZM169 155V156H170ZM26 158H25V157ZM27 156L28 157H31L30 159H27ZM32 156H34V157H32ZM36 156H37V158H36ZM43 156V157H42ZM57 157L56 158V160H54V157ZM88 156H90V158L88 157ZM135 158H134V157ZM165 156V158H166V163H168V165H170V166H168V168L170 167V169L173 171V163L171 162V158L172 157H166ZM171 156H174V155H171ZM263 156V155H262ZM4 157V158H3ZM41 157V158H40ZM93 157V158H92ZM117 157H119V158H117ZM124 157V158H123ZM143 159H142V158ZM261 157V156H260ZM21 158H23V160L21 159ZM35 158V159H34ZM43 158H46V160L47 161H49V164H52V165H46V162L44 161L45 159H43ZM50 158H53V160H54V162H55V164H53L54 162L50 159ZM59 158V159H58ZM95 158H97L96 159V161H95ZM100 158H104L103 160L102 159H100ZM117 158V159H116ZM122 158V159H121ZM126 158V159H125ZM134 158V161H132V159ZM137 158V159H136ZM24 159H26V163H25V160ZM34 159V160H33ZM37 159V160H36ZM140 160V162H138V163H136L137 161L136 160ZM32 160V161H31ZM91 160H94V161H91ZM112 160L113 161H117L116 162V164H118L117 165V167L118 168H116V166H114V165H116V164H114L115 162H112ZM118 160H122V162L121 161H118ZM138 160V161H139ZM21 161L22 162H24V163H21ZM37 161V162H36ZM43 161V162H42ZM110 161H111V164H110ZM170 162V164H169V162ZM34 162V163H33ZM50 162H52V163H50ZM61 162V163H60ZM124 162H126V163H124ZM128 162H130V163H128ZM27 163L29 164V166L27 165ZM38 163H39V166H44L45 168H41V170H40V168L38 169V167L36 166V165H38ZM40 163H41V165H40ZM113 163V164H112ZM133 163H135V165H140V167H138V166H136L137 167V169L136 168H134L135 166H134V164ZM2 163H0V165H1ZM22 164H25V167L26 168H31V170L34 172H27L28 170L27 169H25L24 168V166L22 165ZM35 164V165H34ZM127 164H129V169H128V165ZM133 164V165H132ZM46 165V166H45ZM110 165V166H109ZM113 167H112V166ZM127 165V166H126ZM132 166V168H131V166ZM172 165V166H171ZM257 165H258V168L260 167V169H264L263 167H264V157L263 158H259L258 159V161H257ZM260 165H262V166H260ZM13 166V167H12ZM124 166V167H123ZM144 168H143V167ZM3 166H0V168H2ZM22 167V168H21ZM10 169V170H8V169ZM12 168V169H11ZM54 168H56V169H54ZM111 168H113V170L111 169ZM133 168H134V170H133ZM138 168H140V170H142V171H140ZM21 169V170H20ZM49 169H52V170H49ZM114 169H118V170H116V171H118L119 172V174H117L116 173V171L114 172ZM122 169V170H121ZM27 170V171H26ZM40 170V171H39ZM47 170V171H46ZM49 170V171H48ZM54 170H57V171H54ZM128 170V171H127ZM132 170V171H131ZM137 170H139L140 172L138 173V171ZM171 170H170V173H169V175H171V177H169V175L167 174L166 175V177H167V179H169V180H171L170 182L171 183H173V181H174V175H173V173L171 172ZM4 171V172H3ZM22 171L24 172V173H22ZM50 171H52V172H50ZM111 171H113V173L111 172ZM121 171H122V174H121ZM262 171H264V170H262ZM11 172H13V173H11ZM49 172V173H48ZM56 172V173H55ZM58 172H60L59 174H57ZM135 172H136V174H135ZM154 172V173H153ZM4 173V174H3ZM7 173V174H6ZM25 173H27V174H29L30 176H28L27 174H25ZM44 173V176H41V174H43ZM51 173V175L50 176H48L49 174ZM63 175H62V174ZM153 175H152V174ZM14 174V175H13ZM34 174L36 175V176H34ZM38 174H40V175H38ZM45 174L48 176L47 178L48 179H46V180H43V179H41V177L42 178H44V177H46L45 176ZM54 174V175H53ZM57 174V177L55 176ZM113 174V175H112ZM141 176H140V175ZM154 174H155V176H154ZM157 172H155V171H151L150 172V174L149 173H147L146 175H149L148 176V178L150 177L151 179H155L156 177H157ZM9 175V176H8ZM11 175H13L12 177H11ZM25 175V176H24ZM32 175V176H31ZM53 175V176H52ZM121 176V177H119V176ZM150 175H152V176H150ZM51 176L53 177V179H54V181L52 182L51 180H52V178H51ZM59 176V177H58ZM114 176H115V178L117 179L118 177L121 179V181H120V179H118V180H116L115 178H114ZM136 176H139V179H138V177L134 180L133 178L134 177H136ZM6 177V178H5ZM9 177V178H8ZM28 177V178H30V179H28V182H27V179L26 178ZM35 177V178H34ZM36 177H40L39 179L38 178H36ZM54 177H56L57 179H55ZM63 177L65 178V179H63ZM140 177H142V178H140ZM146 177V176H145ZM154 177V178H153ZM63 180H62V179ZM172 178V179H171ZM9 179H11V180H9ZM23 179H25V184H22L23 183ZM36 179V180H35ZM50 179V180H49ZM59 179L60 180H62V181H64V182H61V181H59ZM112 179H115V180H112ZM137 179H138V181H137ZM142 179V180H141ZM167 179H165V181L167 182L168 181V183H170L169 182V180H167ZM122 180H124V181H126V180H128V181H130V182H128V184L125 182L124 183V181L122 182ZM12 181V182H11ZM36 181V182H35ZM44 181H45V183H44ZM46 181H48V182H46ZM51 181V182H50ZM65 181H67L66 183H68V182H70L69 184H66L67 186H69V187H65V185H64V187H62L61 185L62 184H64L65 183ZM139 183H137V182ZM140 181V182H139ZM141 181H142V183H143V185L141 184ZM9 182V183H8ZM30 182H31V184L34 186V183H35V185L37 186H34L35 188H37V189H33V186L30 184ZM33 182V183H32ZM59 184H57V183ZM60 182V183H59ZM73 182V183H72ZM111 182L113 183V184H111ZM133 182H134V185H135V187H136V192H133L134 191V189L135 188H132V186L134 187V185H133ZM10 183H11V185H10ZM38 183V184H37ZM39 183L41 184L40 185V188L38 189V187H39ZM46 183H49V184H46ZM50 183H54V186H55V184L56 185H58L57 186V189L53 186V185H50ZM75 183V184H74ZM115 183V184H114ZM122 183H123V185H122ZM130 183H132L131 185H130ZM31 186H30V185ZM72 185V188H71V185ZM128 185V190H130V188L129 187H131L133 190H131V192L129 191V193H127V185ZM138 184V188H137V185ZM141 184V185H140ZM44 185H46V187L44 186ZM50 185V186H49ZM74 185H76V186H74ZM78 185V186H77ZM148 185V184H147ZM9 186H11L10 188H9ZM25 186V187H24ZM27 186H29V187H27ZM41 186H43L44 187V189L41 187ZM53 186V187H52ZM76 187V191L75 190H73V188L74 187ZM140 186V187H139ZM48 187V188H47ZM64 189V192H63V194L66 196V197H64V195L62 194V192L61 191H59V188L62 190V188ZM89 187H91V189L89 188ZM104 187H106V188H108V190H106V188L105 189H103L102 190V188H104ZM123 187H124V189H125V187H126V192L123 190ZM148 187V186H147ZM146 187V188H147ZM24 188H32L30 191H26V189H24ZM89 190H88V189ZM100 188V189H99ZM150 189H151V185H150V187H149ZM6 189V191H8L9 189V191L8 192H6V191H4ZM12 189V190H11ZM50 189V190H49ZM69 190L68 192L66 191V190ZM72 191H71V190ZM78 189H79V191H78ZM87 189V190H86ZM92 189L94 190V192H96L95 193V195L96 196H94V194H92V193H94V192H92ZM98 189L101 191H99L98 192ZM147 192H144V190ZM173 189V190H172ZM3 190V191H2ZM33 190L35 191H40V193H38V192H36L35 191V193L33 192ZM42 190V191H41ZM58 191V192H60V195L58 194V196H57V193L58 192H56V191ZM91 190V191H90ZM171 190L172 191H170L171 193H168V197H173V196H175V195H172L173 193L174 194H177L176 192H179V190L181 191V189L180 188H178V187H172L171 188ZM49 191H51V192H49ZM54 191V193L53 194H51L52 192ZM65 191L67 192V193H65ZM80 191H81V194H80ZM86 191V192H85ZM143 191V192H142ZM261 191H263L264 192V190H260L259 189V192L257 191L256 192V198H257V200L258 201H263L264 200V193L263 192H261ZM6 192V193H5ZM32 192V193H31ZM75 192V193H74ZM79 193V197H80V195H81V199L79 198L78 199V196H76L78 193ZM104 193V192H106V193H104V196H105V198H106V203H107V205H105L106 203H105V201L102 203V205L101 204H98V200H99V203L101 202V200L100 199H104L102 196H103V194H101V193ZM108 192V193H107ZM112 192V193H111ZM114 192V193H113ZM125 192V193H124ZM140 192H142V194H141V196H139L140 194ZM8 193H9V195H8ZM33 193L34 194H37L36 195V198L33 196ZM45 193H50V196H44L45 195ZM55 193H56V195H55ZM68 193H71V194H76V195H71V196H69V195H67ZM84 193V194H83ZM98 193H99V196H100V194H101V197H99L98 196ZM116 193V194H115ZM134 193V194H133ZM136 193V194H135ZM144 193V194H143ZM260 193V194H259ZM4 194V195H3ZM39 194H40V196H39ZM41 194H42V196H41ZM44 194V195H43ZM82 194H83V196H82ZM86 194V195H85ZM117 194H119V196H116ZM129 194V195H128ZM130 194H133L132 195V198L134 199H132L131 198V196H130ZM139 194V195H138ZM55 195V196H54ZM88 195V196H87ZM90 195V196H89ZM114 195H115V197H116V200H115V198H114ZM121 195H122V198H120L119 200H118V198L119 197H121ZM143 195V196H142ZM145 195H147L146 197H145ZM6 197V198H3V197ZM8 196H9V198H10V200H8V202H7V199H9L8 198ZM44 196V197H43ZM69 196V197H68ZM85 196H86V198H85ZM108 196H109V205H108V200H107V198H108ZM127 196L131 199V200H133V201H135V203L132 201H130V199H129V201L127 200L128 198H127ZM134 196V197H133ZM32 197H33V199H32ZM38 197H40V198H38ZM42 197V198H41ZM47 197V198H46ZM68 197V200L65 202L66 203V206L68 207V209H67V207L65 208V203L63 202V201H61L60 202V200H62L63 198V200L65 201L66 200V198ZM75 197H76V199H75ZM95 197V198H94ZM113 197V198H112ZM126 197V198H125ZM145 198V200H143L144 198ZM170 197V198H171ZM44 198L45 199H49L48 201L46 200V201H43L44 200ZM50 198H51V200H53L51 203L49 202V201H51L50 200ZM62 198V199H61ZM84 198V199H83ZM92 198H93V200H92ZM99 198V199H98ZM140 198V199H139ZM141 198H143V199H141ZM263 198V199H262ZM40 199V200H39ZM42 199V200H41ZM74 199L75 200H77V201H74ZM92 200V201H94V199L96 200V204H97V206L95 205V204H91L90 202V200ZM141 200V201H137L136 202V200ZM189 199H190V201H192L193 200V202H190L191 204L192 203H194V202H196V201H194V200H197L196 198L195 199H192V197L190 198L189 197ZM189 199L187 198V200L189 201ZM32 200V201H31ZM34 200V201H33ZM78 200L80 201V202H78ZM113 200V201H112ZM145 202L146 200V202L147 203H143V201ZM206 200H208V201H210V199L207 197L206 198ZM205 200V201H206ZM70 201H71V205H70ZM82 201V202H81ZM90 201V202H89ZM55 202H58V203H60L59 204V206H58V204H57V206L55 205L56 203ZM85 202V203H84ZM127 202V203H126ZM139 202H141L140 203V205L141 204H144L145 205V207H143L142 205V208L140 207L139 208V206H138V208L140 209H138V208H136L135 207V205H136V203L138 204ZM9 203V204H8ZM49 203H50V205H49ZM54 203V204H53ZM73 203H75V206L78 208H74V204ZM87 203V204H86ZM90 203V204H89ZM93 203H95V202H93ZM105 203V204H104ZM112 203V204H113ZM122 203V202H121ZM131 203H133V204H135V205H133V204H131ZM239 203H241L239 200H238V204ZM52 204L54 205V206H52ZM78 204V205H77ZM80 204H82L81 206V209L79 208V205ZM86 204V205H85ZM69 205L71 206L70 208L71 209H69ZM92 205V206H91ZM94 205H95V208H94ZM100 205V206H99ZM62 206V208H60ZM85 207V209H84V207ZM102 206V208H100ZM104 206H105V208H104ZM52 207H58V208H52ZM93 207V208H92ZM99 207V208H98ZM106 207H107V210H106ZM59 208L60 209H63V212H65L66 211V213H63V212H61V210H60V212H59ZM77 209V212L74 210V209ZM88 208H90V209H88ZM168 208H170V205H167V207H164V209L162 208L161 209V212L163 213V216H161V219H158V220H162V221H158V220H155V221H158L159 223L160 222H164V220H166L168 217H166V216H168V215H166V214H168L169 213V210H167ZM54 209H55V211H54ZM58 209V210H57ZM96 209H98V211L96 210ZM246 209V208H245ZM57 210V211H56ZM70 210V212H68ZM91 210V211H90ZM152 210V209H151ZM150 210V211H151ZM167 210V211H166ZM182 210V209H181ZM246 210H248L247 212H246V214L244 213L243 215V217H245L246 219H244V221H243V225H242V228L243 229H248V228H252L251 229V233L252 234H255V236L253 235L252 236V242L254 243H252L251 241H249V242H251L250 244V246H249V244L247 245L245 242L246 241H244V243H245V245L249 248L248 250L250 251V249H251V251H250V253H249V251L247 252L248 254V256H247V259H246V257H245V264H264V219H262V218H264L263 217V215L260 217V219H262V220H257V219H259L257 216H256V214H254V212H250L251 210L250 209H246ZM54 212V213H52V212ZM72 211H74V212H72ZM84 211V212H83ZM97 211V212H96ZM101 211V212H102ZM105 211H103L102 213H105ZM153 211V210H152ZM58 212V213H57ZM76 212V214L78 213L79 214V216H76L74 213ZM90 212H92V213H90ZM100 212V211H99ZM100 212V213H101ZM168 212V213H167ZM95 213V214H94ZM70 214L72 215L73 214V217H75V220L76 219H78V220H80L79 222H81V224H82V222H84V224H82L81 225V227H80V229L78 230V224H77V221L78 220H76V222H74L75 224H77V225H75L76 226V228H77V230H76V228H75V226H74V229H72L73 228V226L71 227V225H70V227H71V229L73 230V231H71V229H69V228H65V230L63 229V226L64 227H66L67 225H68V223L69 222H71L72 223V219L71 218H73L72 216H71V218H70V220L69 221H67V219H68V216L70 217ZM77 214V215H78ZM99 214V213H98ZM51 215H54L53 217H52V220H51ZM60 215V216H59ZM89 215H91V216H89ZM93 215V216H92ZM162 215V214H161ZM166 215V216H165ZM170 215H171V211H170ZM169 215V217L171 218V216ZM254 215V216H253ZM65 216V217H64ZM63 217V218H62ZM76 217H79V218H76ZM165 217V219H163ZM53 218H55V219H53ZM122 219H123V221H120L121 219L119 218L118 220H117V222H116V224L117 225H115L116 226V228L118 229L119 227L120 228H122V229H118L117 230V233H119V236H121V234H124V235H126L125 237V239H128V238H130V237H127L128 236V232H129V234L130 233H132L134 230L133 229H135L134 227H133V229H131L132 227H131V225L127 222V220L126 219H124L125 217H121ZM248 218H249V220H248ZM95 219V218H94ZM97 219V218H96ZM192 219H195V218H192ZM192 219H189V220H187L185 223V227H188L187 225H193V223H195L194 221H192ZM259 222H257L256 220ZM49 220H51L52 222H53V224H52V222L51 221H49ZM59 220H60V222H59ZM72 220V221H71ZM171 220V219H170ZM195 220H197V218L195 219ZM66 221L68 222L67 223V225H66ZM93 221L95 222V221H98V223L96 224V222H95V224L93 223ZM192 223H191V222ZM261 221V222H260ZM63 222H64V224H63ZM78 222V223H79ZM126 222L128 223V225L126 226ZM157 222V223H158ZM167 222H168V220H167ZM166 222V223H167ZM188 222H190V223H188ZM257 222V223H256ZM62 224V226H60L59 224ZM87 223V224H86ZM119 223L122 225H119ZM156 222H154L153 221V227L154 226H156L155 224H157ZM165 223V222H164ZM168 223H170V222H168ZM49 224H50V226H49ZM73 224V223H72ZM90 224L92 225V226H90ZM151 224V223H150ZM149 224V225H150ZM245 224H247V226H244ZM248 224L250 225V226H252V227H248ZM256 224V225H255ZM52 225V226H51ZM61 227V229L62 230H64V231H59V230H61L60 229V227ZM84 225V226H83ZM103 225V226H104ZM123 225H125V226H123ZM158 225V224H157ZM189 225V227H191ZM253 225H255V226H253ZM83 226V227H82ZM88 226H89V228H88ZM96 226H98L97 228H96ZM101 226V227H100ZM152 226H150V227H152ZM53 229H55V230H53ZM125 227H127L128 229H129V227H130V229H131V231H128V229H125ZM258 227V228H257ZM57 228H59V229H57ZM123 228H124V230H123ZM70 231H69V230ZM129 229V230H130ZM246 229V230H247ZM256 229V230H255ZM258 229V230H257ZM57 230H58V232H57ZM67 230L69 231V232H67ZM120 230V231H119ZM137 230H139V229H137ZM169 229H167V231H168ZM218 232H217V231ZM26 231H27V233L29 234H26ZM29 231V232H28ZM32 233H31V232ZM56 231V232H55ZM76 231V232H75ZM119 231V232H118ZM127 232V233H125V232ZM141 232H143L144 233V235L143 234H141V232H140V235H139V232L138 231H134L135 233L136 232H138V233H136V239H138V238H140L141 237V235L142 236H144L145 237V233L146 232H144L145 230L143 229V231L142 230H140ZM166 231V230H165ZM164 231V236L163 237H165L167 240H168V237L170 236V234H169V236H166V233H167V231L165 232ZM220 231L221 230H219V229H215V233H212L211 235H213L214 237H216L217 239H218V237H219V239L218 240H220L221 238H222V240H220L221 241V243H219V248H220V250L221 251H223V252H230L232 249V247H233V243H235L234 241L235 240H237V237H227V236H225V235H223L222 233H220ZM36 234H38V235H36ZM37 232H39V233H37ZM52 232V233H51ZM64 232V233H63ZM124 232V233H123ZM169 232V231H168ZM172 232V231H171ZM214 232V231H213ZM253 232H256V233H253ZM25 233V236H27L26 238H25V236L23 235V234ZM57 235H56V234ZM104 233H106V234H108L109 236L107 237V235L106 234H104ZM170 233V232H169ZM218 233V237H217V234ZM11 234V235H10ZM16 235V237L18 236L19 237V235H20V237L19 238H15V235ZM32 236H31V235ZM61 234V235H60ZM103 234V235H102ZM134 234V233H133ZM251 234V235H252ZM40 235V236H39ZM106 237H105V236ZM111 235V236H110ZM124 235H122L121 237H124ZM131 235V234H130ZM129 235V236H130ZM135 235V234H134ZM167 235H168V233H167ZM221 235V236H220ZM14 236V237H13ZM22 236H24V237H22ZM104 238H103V237ZM29 237H30V239H29ZM36 237V238H35ZM121 237H119V238H121ZM249 237H250V235L249 236H247V239H249ZM15 238V239H14ZM22 238L24 239V240H22ZM170 238V237H169ZM224 238V239H223ZM5 239V240H4ZM7 239V240H6ZM18 240V243H17V240ZM21 239V240H20ZM122 239V238H121ZM134 239V238H133ZM135 239V240H136ZM246 239V240H247ZM255 239V240H254ZM13 240V241H12ZM15 240H16V242H15ZM67 240V241H66ZM124 240V239H123ZM166 240V241H167ZM10 241V242H9ZM22 241V242H21ZM23 241H24V243H23ZM219 241V242H220ZM248 241V240H247ZM20 242V243H19ZM27 242V243H26ZM14 244V245H12L11 246V244ZM146 244H145V246H144V248L145 249H142V250H146L145 252H147V251H149L150 250V248L151 247H154L153 249H157V244H155V246L153 245H148L149 243H147V242H145ZM166 244H167V242H165ZM170 243V242H169ZM10 244V245H9ZM17 244L19 245V246H17ZM54 244V245H53ZM107 244H108V242H107ZM126 244V243H125ZM129 244H130V242H128L127 243V245L129 246ZM150 244H152V243H150ZM163 244V243H162ZM166 244H163V245H165L166 246ZM233 244V245H232ZM7 245H8V247H7ZM40 245H42V248L40 249V248H38ZM44 245V246H43ZM47 247H46V246ZM106 247H105V246ZM127 245H124L123 246V248L126 246L127 247ZM146 245H147V247H146ZM161 245V244H160ZM221 245V246H220ZM11 248H10V247ZM23 246V247H22ZM28 246V247H27ZM30 246V247H29ZM50 246V247H49ZM53 246H55V247H53ZM104 246V247H103ZM134 247V245H130V247L131 248H133ZM142 246H143V243H142ZM149 246V247H148ZM158 246H159V244H158ZM6 247H7V249H6ZM13 247H14V249H13ZM25 247L27 248V249H25ZM36 247V248H35ZM41 247V246H40ZM45 248V250H44V248ZM156 247V248H155ZM161 247V246H160ZM166 247H168V244H167V246ZM165 247V248H166ZM231 247V248H230ZM5 248V249H4ZM19 248V249H18ZM21 248H23V249H21ZM28 248H29V250H28ZM35 248V249H34ZM38 248V249H37ZM104 248V249H103ZM128 248V247H127ZM135 249H136V246L134 247ZM133 248V249H134ZM140 248V247H139ZM138 248V249H139ZM143 248V247H142ZM147 248L149 249V250H147ZM159 248V247H158ZM165 248L163 247V250H165ZM2 249H4V250H2ZM18 249V250H17ZM37 249V250H36ZM103 249V250H102ZM130 248H128V250H129ZM135 249H134V252L136 253V251H135ZM138 249H136V250H138ZM160 250H162L161 248H159ZM14 250V251H13ZM16 250V251H15ZM23 250V251H22ZM28 250V251H27ZM33 250H35V251H33ZM141 250V249H140ZM139 250V251H140ZM151 250H152V248H151ZM150 250V251H151ZM12 251V253H11V255H10V253L9 252H11ZM47 253H46V252ZM51 251H53L54 253H52ZM103 253H102V252ZM156 251V250H155ZM155 251L153 252V251H151V252H153L154 254H156L155 253ZM157 251H159L158 249H157ZM8 254H7V253ZM16 252V253H15ZM28 252V253H27ZM33 252H35V254L37 255L36 257H35V255L33 254ZM42 252H44L43 254H42ZM56 252H57V254H56ZM129 252V251H128ZM128 252L127 251H124L123 249L120 251V253L119 252H117L114 256V258H115V260L117 259V257L119 256V255H121L123 258H124V256H128V255H132V254H128ZM138 252V251H137ZM142 252H144V251H141L140 253H142ZM163 252H165V251H162V253ZM18 253V254H17ZM21 253H23V254H21ZM42 254V256L43 255H45V257L47 256V257H49L50 258V260L46 257H40V255H39V257H38V254ZM103 255H102V254ZM130 253V252H129ZM139 252L138 253H136V254H133L132 256H135V257H137L139 254H140ZM148 253V254H147ZM146 254H147V258L148 259H150L151 257H150V253L149 252H147ZM152 253V254H153ZM158 253H160V252H158ZM161 253V254H162ZM6 256H5V255ZM51 254H53V255H51ZM143 254V253H142ZM142 254H140L138 257L140 258V256L142 255ZM151 254V255H152ZM161 254H159L160 256H161ZM179 254V253H178ZM181 254H182V252H181ZM25 255V256H24ZM27 255L29 256V258L27 257ZM49 255V256H48ZM58 255V256H57ZM61 255V256H60ZM102 255V256H101ZM137 255V256H136ZM149 255V256H148ZM16 256V257H15ZM117 256V257H116ZM120 256V257H121ZM143 256V255H142ZM18 257V258H17ZM38 257V258H37ZM60 257H62L63 258V262H62V260H61V258ZM103 257V258H102ZM138 257H137V259H138ZM146 257V256H145ZM154 257V256H153ZM152 257V259L151 260H148L147 258H146V262H148L147 264H160V262L161 263H163V264H167V262L165 263V261H162V259L160 260V257L158 256V255H156V258L158 259V261L156 260H154V259H156V258H153ZM28 260H27V259ZM105 258V259H104ZM114 258H112L111 259V261H109V264L110 263H112V261H113V263L114 262H116V261H114L113 259ZM128 258V259H127ZM126 259H124V260H122V262L124 263V264H126V263H128L129 264V258H130V260H131V263L130 264H132L133 262H134V264H136V262L135 261H133L132 262V260H134V259H132L130 256L129 257H127ZM144 258V257H143ZM139 259V261H141L143 264H146L145 263V260L144 259ZM162 258V257H161ZM183 258V257H182ZM181 258V262L184 260V258L182 259ZM17 259H19V260H17ZM53 259V260H52ZM58 259V260H57ZM59 259H60V261H59ZM103 259V260H102ZM119 259V258H118ZM136 259V258H135ZM169 259H170V257H169ZM4 260H5V262H7V263H5L4 262ZM15 260V261H14ZM51 260H52V262H51ZM143 260V261H142ZM148 260V261H147ZM18 261V262H17ZM50 261V262H49ZM56 261H58L57 263H56ZM120 261V260H119ZM119 261H117V262H119ZM138 261V260H137ZM185 261V260H184ZM26 262V263H25ZM121 262V263H122ZM157 262V263H156ZM186 264H192V262H191V260H188L187 258H186ZM58 263V264H59ZM112 263V264H113ZM122 263V264H123ZM169 264H172V262L170 263V262H168ZM183 263V262H182ZM118 264H120V263H118ZM137 264H140V263H137ZM176 264H178V262L176 263ZM179 264H180V261H179ZM185 264V263H184Z\"/></svg>","mask_w":264,"mask_h":264}]
</instances>
